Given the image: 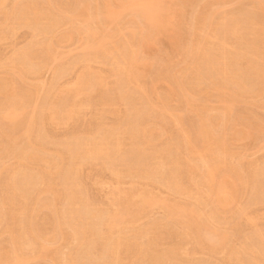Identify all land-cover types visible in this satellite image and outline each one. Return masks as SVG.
Instances as JSON below:
<instances>
[{"label": "rangeland", "instance_id": "rangeland-1", "mask_svg": "<svg viewBox=\"0 0 264 264\" xmlns=\"http://www.w3.org/2000/svg\"><path fill=\"white\" fill-rule=\"evenodd\" d=\"M105 1L106 0H52V1L51 0H0V7H1L0 8V64H1L0 65V90H1L0 94H2V95H0V152H1L0 153V175H1L0 176V198H2V199H0L1 200L0 203L5 204L3 206V208H2L3 204L2 205L0 204V206H1L0 207V224H1L0 225V257L2 255H4V253H6L12 247V244H10V242L13 243V239H16L18 237L17 241H16L17 246L20 245L18 243V241L21 243L20 237H19L20 235H23L24 238L28 237V236H29V238L32 237L31 239L27 238L28 241L30 240L27 244H26L27 240L25 238V240H26L25 244L26 245H24V248H26V249L20 248L21 252H23V253L26 252L24 255L29 256V254H30V256H32V258L30 257L31 258L30 264H42V263L43 264H64L65 263L64 261L69 260L68 258H71L70 261H72V262L76 261L77 264H80V263L91 264L92 262H93L92 264H95V263L97 264V262H98V264H99V262L100 263L102 262V264H109L111 262L110 264H113L114 260H111L112 256H111V258L110 257L108 258V256H110V255L105 250L106 246H107V245L105 246V244H107V243L109 244L110 242H113L117 238H118L117 240L121 239V241L124 243V246L119 249L120 250L119 255H118L119 260L117 259L118 260L117 262L114 261L115 264H124V263L125 264H133V263L134 264H140V263L141 264L142 263L148 264V262H150V264H152L150 261L151 257L146 256V251L149 252L148 256H150V255H152L151 254L152 250H153L154 254H155V251H158L159 254H164L167 252L172 254V252L178 251L176 254L173 253L172 257H171V254H169L170 258L168 260H166L167 262H164L165 264H176V262L177 263L180 262V264L181 263L182 264H234V263L237 264V262L239 263V261H240V263L242 262L241 264H243V263L247 264L250 260H253V257H255V256H257V258H259L260 256L262 257V254H260V253L263 252V249H264L263 248L264 247V243H263L264 240L261 241L260 238L262 236L261 237H259V236H260V233H263L262 235H264V231H263L264 230V198H263L264 197V186H263L264 180L259 178V180L262 182L259 181L260 184L258 183L259 184V187H258V185L257 186L255 185L258 182L257 181L258 179H255V181H257V182H254V178H255L254 175H255L256 169H259V166H260V168L264 167V131H263L264 130V128H263L264 127V82H262V80L261 81L259 80L260 82L263 83V84L259 85L258 83H260V82L258 80H257L258 82L256 81V79L258 78V73H259L258 70L260 69V68L258 69V67H261L262 71L264 69V60H262L263 61V63H262V61H261L262 57H260L261 58L260 59L257 56V58H259L261 62H259L258 59H256V61L261 63V66L259 63L254 61L255 57H254V54L252 53V50L250 49L251 48L250 45L253 44L256 47L262 46V48L264 46V45H262V43H264V15H263L264 14V8H263L264 7L263 6L264 0H257V1L256 0H254V1L253 0H236V1L235 0H223V1L222 0H173L170 2L171 3L170 9L176 8L174 10H175V13L178 12L177 13L178 16L180 15L179 19L183 18V19H181V21L179 20V23H181L180 26L182 25V27L178 26L180 32H182L181 34L179 32V35H178L179 39H178V37L175 38V36H176L175 33L173 35L172 32H170L171 34L168 32L169 34H166V38H165V35L161 36V38L159 37L157 42H156L157 44L155 43L154 44L155 46L153 45L151 47L152 49L147 48V49H144V51H142L141 46L140 47H138V45L136 46V44H138V41L140 40L139 38H141L143 35L148 36L147 34L149 32L148 31L149 29L147 27H144V24L142 25L143 27H141L142 22H144L140 19L141 17H139L137 14H133V16H135V17H132V13L126 11L122 14H117L115 17L113 16L114 18H112V19L110 17H108V19H104L105 18L104 17L105 16V8L104 7L107 5V4H104V3H106ZM113 1L116 2V4H118V1H116V0H110V3ZM259 1L261 3L262 2L263 3L261 4ZM81 3L83 4L84 7H86V10H85L86 12L83 13V11H84L83 10L81 14L79 11H78V13H75L79 8L82 7ZM111 4H113L112 7L116 6V4H114V3H111ZM55 5H58V6H55ZM241 6L244 8H242ZM113 8L115 9V7H113ZM31 9H32V11H31ZM82 9H79V10H82ZM23 10H24V12H22ZM35 10H37L36 16L38 15V17H35V13H36ZM10 11H12V12H10ZM33 12H34V14H33ZM38 12H40V13L38 14ZM209 13L211 15H208ZM28 14L32 17L31 18H30V16L28 17ZM200 14H201V17L209 16V18L211 19V23H212L211 25H212L214 30L219 25L220 26H221V24L223 25V23H226L230 19H234L235 22L238 21V23H240V22L244 23V24H242V25H244V27L243 26L241 27V31L244 30V32H242L240 34L242 37L245 34L244 35L245 40H243L244 42L241 41L242 42L241 43V42L237 41L236 38L232 36V34L226 35L225 41H227L228 45L224 48V53H223V51H220L221 47H219V49H218L217 45L219 43V40L217 41V39H215L216 37H212L211 39H209L208 40L209 42H207L208 44L205 43V45H210V46L212 45L210 50H212L211 53L213 54L212 55L213 61H215L218 58L217 61L218 60H220V61L226 60L228 63L229 59L234 58V55H235L234 59H236V60L238 59L237 60L238 63H236L237 61L234 59H233V61L230 60L231 62H235V65H234L235 67L233 68V69H235L234 73L236 72L235 74L239 75V77L241 79H243V82H242L243 84H248L250 86V85L257 82L256 83V84H258L257 86H256V84H254L255 86L252 85L253 88H252V86L250 87V88H252L251 90H253V93L250 90V88H249V91L248 90L247 91L241 90L238 92L236 90L238 92L237 93L236 91H233L234 87H233L232 82H228L227 83L228 85L223 84L222 80L217 78V75L215 72L216 67H217L216 64H215V68H214L215 70L212 68L208 69L212 74L209 71L206 72V70H205V72H203V75L205 74L204 75L205 77H202V81H201V79L196 80L195 75H197V69H195V67H197L198 66L197 64H200V63H198L199 61L198 62L196 61L195 67L193 66L192 62H194L195 60L191 59L192 55L190 54V48H191V45H193V43H194L193 40H195V38L197 37L196 36L197 34L195 32V27L197 25V22H198L197 19H198V16ZM202 14H203V16H202ZM39 15L42 17L40 18ZM78 15H81V16H78ZM99 15H100V17H99ZM33 16H34V18H33ZM73 16H74V18H73ZM88 16H89V18H88ZM119 16H122V17H119ZM20 18L21 19L23 18L25 20H23V19L21 20ZM85 18H87V19H85ZM38 19H39V21H38ZM223 20H225V21H223ZM29 21H31V22H29ZM20 22H21V24H20ZM250 22L252 23V25ZM250 25H251V27H250ZM192 26H193V29H192ZM52 27H53V29H52ZM188 28H189V30H188ZM141 29L144 30L145 32L143 31V33H142ZM202 29L203 28H201V30ZM218 31L217 30L215 31L216 34H218L217 33ZM248 31H250V34ZM88 32L92 33L94 35V38H92L93 35L88 34ZM204 32L205 31L203 30L202 34ZM100 33H101V35H100ZM133 33L136 35V37H133V36H135ZM3 35L4 36L6 35V36L4 37ZM139 35H141V37ZM168 35H170L171 37L170 36L168 37ZM89 36L90 37L92 36L90 38L91 40L88 38ZM105 36H106V38H104ZM198 36H201L200 32H199ZM261 37H262V39H261ZM97 38L98 39L103 38V40L102 39L97 40ZM135 39H136V41H135ZM89 40H90V42H89ZM176 40H179L180 42L176 41ZM184 40H185V42H184ZM94 41H96V42H94ZM169 41H171V42L169 43ZM172 41H174V42H172ZM190 41H192V42H190ZM86 42L91 44V46H87ZM98 42H101V44L103 43V45H101ZM234 42H236V43L234 44ZM173 43H176V47H174L175 44H173ZM243 43H244V46H243ZM98 45L99 46L101 45L102 47L99 48ZM177 45H179V46L177 47ZM229 45L230 46L233 45V46L230 47ZM133 46H136L138 51L141 50L140 52H138L140 54L139 56H143L146 58H147L146 54H148V56H150L147 58L150 61L149 64L147 65L149 68L147 66H141L140 67L141 71H138V73L140 72L141 74L139 73L138 78H136L137 79V81H135L136 83H134L131 80L126 79L125 78L126 75L124 76L123 73L114 74L112 71V68H111L112 65H115L114 63H116V62H118L116 64H119V63L123 64L124 63V61H123L124 54H129V52H130L129 50L131 48L133 49ZM210 46H208V47H210ZM249 46H250V48H246ZM113 47H114V49H113ZM120 47H122V49ZM128 47H131V48L128 50L129 52L127 51L128 52L127 53L126 50ZM170 47H171V49H170ZM187 47L189 48V50L187 49ZM178 48H179V50L177 51ZM212 48L214 49V51ZM230 48H232V49H230ZM237 48H239L240 50L242 49L243 52L245 51L244 52L245 55H243L244 53L242 54L243 57L240 55L239 56L237 55V54H239L238 52H235V51L239 50V49L237 50ZM262 48H260V49H262ZM34 49H35V51H34ZM102 49H104V50H102ZM132 49H131V51H132ZM137 49L135 51L136 53H137ZM185 49H186V51H185ZM260 49H259V56H261V54L263 52V50H262V52L260 54V51H261ZM41 50H43V51H41ZM106 50H107V52H106ZM148 50H150V51H148ZM181 50L183 53L181 52ZM179 51H180V53H179ZM187 51H188V53H187ZM153 52H155L154 55H153ZM100 53H101V55H100ZM167 53H169V54H167ZM221 53H223V55L229 54V55H232L233 57H231V56L224 57ZM235 53H237V54H235ZM161 54H162V56H161ZM20 55H23L24 57H22ZM120 55H122V58ZM167 55H168V57H167ZM169 55L171 56L172 60L169 58L170 57ZM18 56L20 57V59L23 58V59H21V61H19L20 60L19 59L18 60L19 62L16 61V59H18ZM105 56H106V59L103 60L102 58H104ZM222 56L224 59L221 58ZM246 56H249V57H246ZM251 56H253V57H251ZM156 57H158V58H156ZM159 57H160V60H159ZM25 58H27V60ZM192 58H194V56ZM84 59H85V61H84ZM153 59H157L156 60L157 62L153 61ZM162 59H164L165 63L163 62ZM240 60H242V61L240 62ZM95 61H96V63H95ZM217 61H215V63ZM152 62H154V63H152ZM155 62L157 64H155ZM253 63L259 64L258 67H257V65H254L255 68L257 67L256 68L257 74L255 73V75H257V76H255L253 74V72L251 71L253 69V66L251 67L250 65H253ZM153 64H154V66H153ZM165 64H167V65H165ZM169 64H170V66H169ZM176 64H177V66H176ZM178 64H180L181 66ZM29 65L34 66V67L30 68L31 70H29L28 68L31 67ZM26 66L27 67L29 66V67L27 68ZM250 68H252V69L250 70ZM171 70H173V71H171ZM185 70H186V72H185ZM240 70H242V74H241ZM17 71H19V72H17ZM55 72H57V73H55ZM60 74H62V75H60ZM121 74L124 76L125 79L123 77H120V76H122ZM212 75H214V76L216 75L215 78ZM172 76H175V77H172ZM176 76L177 77L180 76V78L176 79L177 78ZM4 77H6V78H4ZM164 77H166V79ZM254 77H256V79ZM97 78L102 81L100 83V85H99V82H97V81H99V80H97ZM167 78H169L171 80H169ZM190 78H192V79H190ZM252 78H253V83L251 82ZM58 79H61V80L58 81ZM217 79H219V80H217ZM123 80H125V82H123ZM138 80L140 83L138 82ZM164 80H166V81L164 83L162 82L163 85L160 84V81H164ZM174 80H177V81H175V83H174ZM178 80H180V81L178 82ZM158 81H159V84H158ZM119 82H120V84H119ZM121 82H122V84H121ZM126 82H128V83H126ZM218 82H220V83H218ZM8 83H9V85H8ZM178 83H180V84H178ZM137 84H138V86H137ZM168 84L169 85L173 84V85L169 86ZM174 84H176L177 86ZM5 85L10 86L9 92L6 90ZM78 85H80V86H78ZM122 85L125 87V89L123 88ZM219 85L220 86H222V85L227 86V88H226L227 93H225V88H224V95L226 96V98L224 97L223 92L219 93V91L217 89H215L216 86H219ZM248 85H247V87H249ZM139 86H142L143 88H141V89H144V90L147 88L145 91L146 94H144V90L136 89L137 87L140 88ZM166 86H168L170 90L173 89L175 92L174 93L172 92V94H175V95H172L171 93H169L170 90ZM154 87L157 88V91ZM59 88H60V90H59ZM61 88H63V89H61ZM70 88H72V89H70ZM180 88H181V90H180ZM16 89L18 91H16ZM122 89H124L125 92H123L124 90L121 91ZM149 89H150V91H149ZM152 89H153V91H155L154 94H153V91H151ZM75 90H77L78 92ZM139 90L142 91L141 92L142 94H140ZM167 90H169V91H167ZM186 91H187V93L190 92L189 94H187V96H186ZM15 93H16V95H15ZM155 93H158L157 97H156ZM167 93H169L170 95H167ZM118 94H119V96H118ZM125 94L127 96H125ZM122 95L124 96V98H122L123 97ZM143 95H145V96H143ZM232 95H237L239 99L236 98L234 101L235 103L234 102L232 103L233 106L231 105L228 108L227 106H225L224 104L221 103V100L224 99L225 101L227 100V102H228L229 98H231ZM26 98L28 99V101ZM50 98H52V99H50ZM126 98H128V99H126ZM8 99H10V100H8ZM129 99H131V100H129ZM128 100L131 103H129ZM113 101H115V104H113L114 103ZM24 102H25V105H24ZM60 103H61V105H63V107L69 106L68 103H70V104L73 103L74 104L73 106H76V105L77 106L74 108H73V106L71 107V110L74 111L71 113L72 114L71 116L68 117L67 114H63V116L61 115L62 117L60 116L59 120L57 121L59 123H57V122H56L57 124L56 123H54V124L50 123L48 118L51 116L53 111L57 110V108H59V107H62L60 105ZM126 105H127V107H126ZM142 106L143 107L145 106V107L142 108ZM138 107H139V109H138ZM138 110H139V114H138ZM140 110H141V113H140ZM145 110L147 111L146 113H145ZM79 111H81V112H79ZM142 111H144V112L142 113ZM9 112L11 114L13 113L12 115H14V113H15V115H17L15 120L12 121L10 119L9 116L11 114ZM18 112H19V114H18ZM77 112H79L80 114L79 113L77 114ZM5 113L7 114V116L9 114L10 115L7 117ZM74 113H76L77 115H74ZM125 115H127V116H125ZM4 116H6V117H4ZM70 117H72V118H70ZM154 117L156 120L154 119ZM233 117H235V118H233ZM42 118L45 119L44 125L42 124V122L40 120ZM60 118H62V119H60ZM31 119L34 121H32ZM46 119H47V121H46ZM180 119H181V121H180ZM205 119H206V121H205ZM39 121H40L41 126L39 125ZM176 121L177 122L179 121V123H175ZM208 121H209V124L211 123L210 124L211 127H213L212 124H214V126H216V128L214 127L215 129L212 128V130H214L212 138H211L212 141H211V139H205L204 140L203 137L199 134V133H201L200 129H202V128H200L201 125L203 127V125L208 123ZM45 122H46V124H45ZM127 123H129V124L127 125ZM209 124L204 125V126H209ZM243 125H245V127H243ZM262 125H263V127H262ZM43 126H45V127H43ZM247 126L249 127V129H245V130H248V132L251 129V127L253 126L252 127L253 129H251L249 132L250 135H248L247 131H245V132L241 131L240 132L241 128H243V130H244V128H248ZM29 127L32 128V129H30L31 131L28 133L29 135L31 134L30 135L31 138L27 137L28 136L27 132L29 131L28 130ZM129 127H131V128H129ZM132 127H133V129H132ZM260 127H262V128H260ZM43 128H44V131L41 130ZM114 128L116 130H114ZM163 128H165L166 130ZM129 130H130V133H135V136L130 137V133H128ZM144 131H146L145 132L146 136L148 135L149 138L151 137L150 139L146 138L144 136ZM150 131H151V133L153 131V133H152L153 135L150 133ZM238 131L240 134L238 133ZM113 132L121 133V134L123 133V137H122L123 143L121 142L122 147L120 149L122 154L120 153V157H122V159L125 161H122L119 156H118L119 159H116L117 161H114V160L111 161V159H109V158L107 159L106 156L105 157L103 156L101 158H98V160L96 159L97 161L93 160L94 162L92 160H90V161L85 160L82 162L81 158L79 156H76L78 159L75 160L74 158H72L73 157L72 154H69L70 152H68V150H66L68 148L70 150L72 148V150H73V147L75 148L77 146L78 141L75 140L76 137H78L79 140H80V138H83V139L91 138L92 139L91 141L97 142L98 139L105 138V137L109 136L110 134H112ZM165 132H166V134H165ZM242 132H244L245 135L241 134ZM40 133L43 134L44 136L46 133V136L44 137V139H46V140L42 139L43 135H40ZM66 135H67V137H66ZM73 135L75 137L72 139ZM99 135H100V137H98ZM199 135H200V137H199ZM17 136H18V138H17ZM37 136L41 137V140H43V142H39L40 138H38ZM184 136H185L186 142H185ZM245 136H247V137H245ZM46 137H48V140ZM65 137H66V139H65ZM236 137H237V139H236ZM62 139H64V140H62ZM93 139H95V140H93ZM137 139H139V140H137ZM144 139L145 140L149 139V140L145 141ZM182 139L184 140V142ZM213 139H215V140H213ZM208 140L211 141V143ZM221 140H222V144H224V142L226 144L225 150L227 149V151H230L229 153L232 154L234 157V159H233L231 157V155H230V157L228 155L229 158H227L226 157L227 154H226L225 155V158H227L226 160L230 159V161H226L228 164L225 162L226 165L224 164V162H222L224 156L221 157V162L225 165V167L226 168L230 167L228 169L229 171L225 167H223L224 165L220 162V159L218 157L217 151H218L219 147L221 146L220 147V150H221V148L224 146V145H220L221 142H219V141H221ZM203 142H205V144H203ZM214 142H217V144L215 143L216 144L215 145ZM75 143H76V145L74 146ZM58 144H59V146H58ZM68 144L72 145L73 147L72 146L69 147L70 146L69 145L68 148L67 147L64 148V146H66ZM190 144H192V146H194L195 148L194 147L191 148ZM209 144L212 146L211 151H208V150H210ZM207 145H209L208 146L209 148L206 149ZM136 147H137V149H136ZM170 147H171V149H170ZM18 148H19V150H18ZM168 148H169V151L172 150L173 148H175L174 150H172L174 152L176 151L174 153V155H173V152L170 151L171 152V154H170V152L167 151ZM30 149L31 150L35 149V153H37L36 151H39L40 154L38 152L39 157L36 158L37 160L35 159V161H29V163H28L27 160L23 161L22 156L25 153H27V150L29 151ZM132 149H133V151H131ZM165 149H166V151H165ZM192 149H193V151H192ZM179 151H180V153H179ZM187 151H189L188 158H187V154H186V153H188ZM227 151H226V153H227ZM45 152H46V154H45ZM136 152L139 153L138 156H137ZM160 152H162V153L165 152L168 154H165V153L162 154ZM212 152L213 153L215 152V153L213 154ZM32 153H34V150L32 151ZM81 153H82V151L80 150V154ZM145 153H146V155L144 156ZM203 153H204V156L206 155L208 158H210V161L206 156L205 157L203 156L202 158L199 157V155H203ZM54 154H55V156H54ZM124 154L126 155L127 159H125ZM132 154H134V155L131 158L130 155L132 156ZM41 155H42V157H41ZM140 155H143L142 158H147L148 156L152 157L151 155L159 156V157L156 156L158 159L163 158L161 156H164V155L165 156L170 155L171 158L173 156V159H171V160L179 158L178 159L179 164H180V161H182L180 164L181 168H182L181 171L182 170L186 171L185 170V168H187L186 164H185V162H187L186 160L190 159L188 162H190L191 160L192 161L194 160V161H196L195 163L198 166L197 175L199 174V176L195 175L198 183L200 181H203L204 176L207 173L206 167H204V168L200 167L201 166L200 162L205 160L204 162H206V161L208 163L210 162V165H211V163L213 162L212 161L213 159L215 160V163H217L216 159H219L217 161L220 162V164H222V165H218V167H222L223 169H219L220 171H217V173L219 174V175L216 174L217 176L215 175L217 178V181H221L225 178L226 181L228 179V183L235 182L238 179V177H240L239 175L243 174L244 176L242 175L240 178H242L245 181V183L243 184L244 186L243 185L242 186L237 185V187H239L238 188L239 190L236 189L239 191V192L236 191V195L238 197H235V200L229 206L230 208L228 207V209L224 208V210H221L222 207H220L217 209L216 207H214V204H212L209 201L210 199H207V197H203L205 192H206L205 190L207 189L206 187H204V184L200 182L198 184L199 186L196 187V189H198V191H195V187L192 184L189 185L190 182L186 179V176L184 175L185 174L184 171L180 172L182 174L181 175V177H182L181 181L184 183L185 188H187V190H184L185 188L183 187V192L184 191L185 192L183 194L180 193L178 195H176V194L174 195V193H172L166 187L164 188L163 185H161L159 183L158 180H159L160 176L159 177L157 176L156 182L155 181H148V180H145L143 178H140V176H138V173L134 172L136 170L135 166L137 165V161L142 159V158L139 159V157H141ZM184 155H185V157H184ZM155 156H153V158L149 157V163H150V161L154 162V163L152 162V165L150 164L151 167L154 166L156 164V162L158 161V159L155 158ZM165 156H164V158H165ZM189 156H193V157L189 158ZM19 157H20V159H19ZM58 158H60V159H58ZM169 158L166 157L165 159L168 160ZM240 158H241V160H240ZM104 159H105V161H104ZM134 159H137V161H135ZM200 159H202V160L200 161ZM55 160H56V162H55ZM78 160H79V162H78ZM99 160H101V161H99ZM108 160H110V162H112V163H110ZM237 160L240 163H238ZM57 161H58V163H57ZM87 161H89V162H87ZM133 161L136 163V165L134 164ZM236 161H237V164H236ZM71 162H72V164H71ZM114 162L117 165V166H115V168L113 166ZM204 162H202V165L203 164L206 165ZM78 163L79 164L82 163L80 165V169L78 172L81 174V176H79V177H81L80 179H81L83 186H82V190L80 189L81 195L79 194L80 190L76 189V191L78 190L77 191L78 193L76 194V197L78 196L77 197L78 199L76 201L77 202L76 206L78 205V201H79V204L81 205V206L79 205V207H81V208L79 209V207H78V209L79 210L84 209V210H82L84 212H82V211L80 212V213H84V214H80V217L83 215L82 219H79V221H77V222H76V220H74L75 222L73 221L74 222L73 223L72 222L73 219H71L72 217L70 216V210L68 209L71 206H69L68 200H66L67 196H66V191H64L65 187L62 188L61 186H64V184H62V183L67 178H69V177L66 178V176L70 175V172L72 171L71 169L78 166ZM118 163H120V165H122V166L118 165ZM183 163L185 165V168L183 167L184 166ZM232 163H233V165H232ZM106 164H108V165L106 166ZM131 164H132V166L135 165L134 169H132L133 167H131ZM198 164H200V165H198ZM242 164H243V166H242ZM250 164H251V166H250ZM228 165H232V166L237 165L238 167L236 166V168H239V167L242 168L243 170L242 169L241 170L243 172L239 168V171H241L242 174H240V172L238 170L237 171L239 173L238 172L233 173V172H236L235 171L236 169H234L235 167L233 168L234 169V171H233L231 168L232 166H228ZM97 166H98V168H97ZM102 166H103V168H102ZM128 166L130 167V169L133 172L128 168ZM22 167H23V169H22ZM55 167H57V168H55ZM117 167L119 168V170H121L119 172H121L123 174V175L121 174L122 178L119 179L120 181L118 179H116V177H114L113 173H111L112 172L111 169H116L118 171ZM45 168H47L48 171L51 170V172H52L51 176L53 175V173H54V175L52 177L49 175L47 176L45 174V172H47L46 171L47 169H45ZM52 169L53 170L56 169V170L53 171ZM21 170L22 171L27 170V173L29 172L30 175H32L31 176L32 179H34V180L31 182V181L26 180V178L22 179L19 176L21 173ZM231 170H232V173H230ZM18 171H20V172H18ZM14 173H16V174H14ZM167 173H168V171L166 172V174ZM67 174H69V175H67ZM125 174H126L127 178L124 176ZM227 174H229V175H227ZM230 174H232L233 176ZM14 175H17L15 177L16 181L12 177ZM34 175L36 176L37 180L40 178V180H38L36 185H34L35 181H36ZM234 175H236V176H234ZM262 175L264 176V174H262ZM38 176H39V178H37ZM137 176L142 180H139ZM19 177L21 178V181L26 180V181H23L24 183L22 182V184L24 186H26L29 182L31 183V184L27 185V190L29 187L31 188V189L29 188V191H27L24 187H22V188H24L23 190H25L23 192V194H26V195H23V198H21L19 196H16V197L12 196V193H13L12 184L14 182H17V179ZM197 177H200V180H198L199 178H197ZM19 179H18V181H19ZM12 180H13V183H12ZM183 180H186L188 182L187 183L188 185L186 184V181H183ZM118 181L121 182L122 184L121 183L119 184ZM146 181L152 182V183H148ZM26 182H28V183H26ZM41 182L43 184L46 183V184H50L53 187L54 186L56 187V188L55 187L53 188V190L55 189V192L57 193V195L54 196L55 198L52 195H46V194L42 195L44 188H46L45 187L46 184H44L45 186H43V184ZM236 182H239V181L237 180ZM247 182H249V183L246 186ZM31 185H34L35 187H33V186L31 187ZM254 185L256 187H258V189L260 188L258 191H261V192H258V194H255L253 192L254 190H251L253 188L252 186H254ZM83 187H84V189H83ZM87 187H88V189H87ZM200 188H202V189H200ZM199 189H200V191H199ZM85 190H86V194H88V196H86V197H84L86 194L82 193V191L85 192ZM117 190L120 192H118ZM133 190L138 192V193H139V191H141L143 193H147L148 195H150L152 197H156L155 198L156 200H162V201H167V202H174L175 201L178 204L181 203V205L185 204L186 206L184 205V207L186 209H188L190 207L188 209L189 211L194 209L195 211H197L201 214H202V212H203V214L205 213L204 214L205 216L208 214H211L213 212L215 222L213 221V224H211V225H216L218 223L215 227H217V229L221 228L218 230L219 231L218 238H219L220 234L222 235L225 232L226 238H225V240H223L224 243L221 242V244H220L219 242L222 240H220V238H219L220 241L218 242V239L215 237L217 239V242L220 244L219 245L220 247L217 246V248H216L217 250L214 251V249L210 248L209 246L214 244L216 242V239H213V237L208 235V233H204V234H205V236L208 235L206 237L209 239H207V241L205 242V240H206V237H205V240H202L201 243H199L200 242L199 239H203L204 236H203V238L198 239L196 236L194 238V236L192 237L189 234H184L185 233V231H184L185 227L182 226V228H181L180 227L181 224L180 223L178 224L176 222V224H178V228H179V230H178L177 225L174 222H170V219L166 217V208L162 204H156L154 206L151 205L149 207L146 206V210H145V206H144V208L140 207L139 211L135 212L136 215H134L133 210H135V209H130L131 208L130 206H132L131 205L132 202H131V204H129V202L126 204V202H125L121 205V203L123 201L127 200L126 199V200H123L121 202L122 197L124 196L123 193L128 194ZM202 190H204V192ZM58 192H59V194H58ZM82 194H85V195H82ZM147 194H144V195H147ZM117 195H119V196L123 195V196L120 199V197H118ZM37 196H39V197L37 198ZM80 196H83V197H81L83 199H81ZM173 196H175V197H173ZM11 197H14V201L12 202V206H11L10 202H9L10 204L7 203L8 202L7 199H9V198L11 199ZM92 197H93V199H92ZM139 198L141 199V197H139ZM236 198H237V200H236ZM252 198L257 203L255 201L253 202ZM50 199L52 201L54 200L57 202V203L54 202V204H53V205H55L54 209H51V208L45 206V203L47 204L51 201ZM86 199L88 201L90 200V202H86L87 201ZM198 199L199 200L201 199L203 202L201 203V200L198 201ZM41 200L43 203L40 202ZM84 200H86V201H84ZM96 200H98V201H96ZM205 201H206V203H205ZM186 202H187V204H186ZM37 203L39 206L37 205ZM59 203H61V204H59ZM40 204L42 206H40ZM84 204H85L84 207L86 208L87 212H86L85 208L83 207ZM22 205H23V207H22ZM89 205L95 206V207H93V206L91 207L94 212L92 211V209L90 208ZM123 205H125V206L127 205L129 209L127 208V206L125 207ZM157 205H159V206H157ZM122 206H123V208L125 207V211H126L125 213H124V209H122ZM245 206H246V208H245ZM100 207H101V210L99 209ZM126 208H127V210H126ZM241 208H245L247 215H249L248 217L251 218L250 222L248 221L249 223H247V221H244V220L239 221L240 216H238V212L241 210ZM209 209H210V211H209ZM219 209H220V211H219ZM88 210H90V211L88 212ZM128 210L131 213V214L129 213V215H128V212H129ZM141 210L142 211L145 210V212L143 211L141 213L140 212ZM114 211H115V213H114ZM121 211L124 215L123 216L124 219L122 217L119 219V217H118L117 221H119V220L121 221V219H122V222H121L122 224H120V221H119V222H117L118 225L116 228L115 227H114V229L109 228V226L107 225L108 224L107 222L109 221V219L112 216H114V214L116 215L118 213H121ZM132 212H133V216H132ZM96 213L100 215L101 219L103 216V219H102L103 222L99 218H98L99 220L97 218L95 220V218L93 216H95L94 214H96ZM137 213H139L138 214L139 216H137ZM10 214H11V216H10ZM97 214H96V217H97ZM66 215L68 218L66 217ZM126 215H128V216L125 217ZM136 216H137V218L139 217L137 220H136ZM23 218H24V220H21ZM63 218H66L67 220L69 219L68 222H71V223H68ZM104 218L107 221H105ZM84 219H86V220L88 219V220L85 221ZM4 220H5V222H4ZM123 220H125V221H123ZM60 221H62V222H60ZM93 221H95V223ZM66 222L68 223L67 226L64 225V224H66ZM90 223L91 224L93 223V224L91 225ZM174 224H175V226H174ZM79 225H80V228H81V226L87 227V229L85 227H84L85 229L83 228L84 229L83 232H85V231H87V232H85V234L83 232H81V233H83V234H81V236L78 234L77 229H76V227L78 228ZM218 225H220V226H218ZM10 227H12V228H10ZM60 227H61V229H60ZM88 227H90V229H88ZM23 228L26 230H24ZM40 228H41V230H40ZM92 228L95 230L94 231L91 230ZM96 228H97V230L101 231V236L99 235V237H98V233H100V232H98L96 230ZM214 228H212V229L215 230ZM30 229H32L34 237H33V235L31 236L32 233H30V234L28 233V232H31ZM58 229H59V232H58ZM159 229H161V230H159ZM256 229L258 230V232L261 230L259 233V236L258 235L256 236L257 231L254 232V230H256ZM34 230H35L36 235L34 233ZM102 230L104 231L103 232L104 234H102ZM72 231L77 233L76 234L77 236L75 234H73ZM95 231L97 234L94 233ZM145 231H147V232L145 233ZM24 232H27V234H29V235L27 236V234H26V236H25ZM106 232H107V234H106ZM22 233H24V234H22ZM91 233H93L94 235H92ZM248 233L251 235H249ZM108 234H110V235H108ZM9 235H10V237H9ZM53 235L54 236L57 235V236L54 237ZM83 235H84V237H83ZM104 235H105V237H104ZM134 235L136 237H134ZM186 235H189V236H186ZM23 236H21V237H23ZM245 236L246 237L249 236V237L246 238ZM254 236L257 238H255ZM13 237H15V238H13ZM103 237L106 239H104ZM129 237L132 239H129ZM253 237H254V239H250ZM258 237H259L261 242L258 240ZM8 238L10 239V241L8 240ZM39 238L42 239V241H40L41 243L39 242ZM48 238H49V240H48ZM54 238H55V240H53ZM101 238H103L104 240H102ZM210 238H211V240H210ZM126 239H129V240H126ZM231 239L233 242L231 241ZM255 239H256V242H257V240L259 242L253 244L252 241L254 240L253 242H255ZM31 240L33 243L31 242ZM43 240H44V242L46 240L45 244L49 242L48 244L51 245V246H49L48 244H46L49 246V249H51L50 252L46 256H45V253H42L44 256H42V254L40 253V247L42 246ZM51 240H52V243H51ZM125 240H126V243L124 242ZM89 241H90V243L88 244ZM129 241H130V243H129ZM138 241L140 244L138 243ZM144 241H146V242H144ZM248 241H251V244L255 248H256V246H258V249L256 248L257 250H255L256 252L254 251L255 248L253 249V253L246 249V248H251V250H252V248H253V247H249V245H251V244H247ZM30 242H31V244H30ZM74 242H75V244H74ZM157 242H158V244H157ZM128 243L130 246L127 245ZM45 244H43V245H45ZM70 244H71V247H70ZM81 244H83V245H81ZM87 244H88V247H87ZM180 244L182 246H179ZM256 244H258V245H256ZM27 245H30V247H31V245H33L32 249H30ZM94 245H96V248ZM102 245H104V246H102ZM126 245H127V247H126ZM140 245H141V247H140ZM223 245H225V246H223ZM89 246H91V247H89ZM92 246H94V247H92ZM156 246H157V248H156ZM244 246L246 248H244ZM259 246L262 247L263 249H261ZM177 247H179V248H177ZM144 248H145V250H144ZM146 248H148V249H146ZM242 248L246 249V251H247V253H249V255ZM82 249L85 251L87 250V251L85 252ZM140 249L142 251V254L145 253L144 256H146L145 257L146 259L144 258V256L140 255L141 254ZM173 249H175V250H173ZM3 250H5V251H3ZM99 250H102L104 252L99 251ZM238 250H239V252H238ZM150 251H151V253H150ZM1 252H2V255H1ZM28 252H29V254H28ZM139 252H140V254H139ZM226 252H228V253H226ZM84 253H85V255H84ZM254 253H255V255L253 256L252 254H254ZM256 253L260 254L259 257H258V255H256ZM59 255L62 257H60ZM69 255H70V257H69ZM104 255H107V256H104ZM55 256H56V258H55ZM102 256H103V258H102ZM231 256H232V258H230ZM224 258H225V260H224ZM236 258H239V261ZM51 259H52V261H51ZM107 259H110V261H108ZM197 259H198V261H196ZM106 260L108 263H105ZM144 260H145V262H144ZM258 260H260L262 262V263L259 262V264L260 263L264 264V260H261L260 258ZM40 261H42V262H40ZM70 261H68V262H70ZM103 261H105V262H103ZM50 262H52V263H50ZM164 263H162V264H164ZM249 263H251V262H249Z\"/></svg>", "mask_w": 264, "mask_h": 264}, {"label": "bare ground", "instance_id": "bare-ground-1", "mask_svg": "<svg viewBox=\"0 0 264 264\" xmlns=\"http://www.w3.org/2000/svg\"><path fill=\"white\" fill-rule=\"evenodd\" d=\"M52 1V0H51ZM116 1H118V4H116V2H111V3H114V4H116V6H113V7H115V9L112 7V5L113 4H111L110 3V0H106L105 2L106 3H104V4H107L104 8H105V18L104 19H108V17H110L111 19L112 18H114L117 14H122V13H124V12H126V11H128V12H130V13H132V17H135V16H133V14H137L139 17H141L140 19L142 20V21H144V22H142V24H141V27H143L142 25L144 24V27H147L149 30V32H148V36H145V35H143L142 37H141V35H139L141 38H139L140 40L138 41V44H136V46L138 45V47H140L141 46V49H142V51H144V49H149V48H151L156 42H157V40H158V38L160 37L161 38V36H164L165 35V38H166V34H169L170 32H172V34L174 35V33H175V38H177L178 37V35H179V32H180V30H179V27L178 26H180V24L181 23H179V20L181 21V19H183V18H181V19H179L180 18V15L178 16V12H176L175 13V10L174 9H176V8H171L170 9V7H171V1H173V0H116ZM223 1V0H222ZM236 1V0H235ZM254 1V0H253ZM257 1V0H256ZM97 2V1H96ZM175 2V1H174ZM209 2V1H208ZM239 2V1H238ZM260 2V1H259ZM2 3V2H1ZM52 3V2H51ZM83 3V2H82ZM81 3V4H82ZM88 3V2H87ZM92 3V2H91ZM173 3V2H172ZM261 3V2H260ZM263 3V2H262ZM261 3V4H262ZM36 4V3H35ZM86 4V3H85ZM90 4V3H89ZM198 4V3H197ZM23 5V4H22ZM38 5V4H37ZM202 5V4H201ZM212 5V4H211ZM25 6V5H24ZM33 6V5H32ZM55 6H58V5H55ZM82 6V7H81ZM80 7L81 8H79V9H82V10H77L75 13H78V11L80 12V14L82 13V11H83V13L84 12H86L85 10H86V7H84L83 6V4L81 5ZM87 6V5H86ZM89 6V5H88ZM102 6V5H101ZM118 6V7H117ZM214 6V5H213ZM219 6V5H218ZM243 6V5H242ZM241 6V7H242ZM264 6V5H263ZM17 7V6H16ZM92 7V6H91ZM90 7V8H91ZM210 7V6H209ZM1 8V7H0ZM23 8V7H22ZM85 8V9H84ZM93 8V7H92ZM101 8V7H100ZM103 8V9H104ZM217 8V7H216ZM242 8H244V7H242ZM258 8V7H257ZM264 8V7H263ZM24 9V8H23ZM49 9V8H48ZM204 9V8H203ZM13 10V9H12ZM29 10V9H28ZM90 10V9H89ZM118 10V11H117ZM205 10V9H204ZM203 10V11H204ZM4 11V10H3ZM26 11V10H25ZM31 11H32V9H31ZM37 10H35V12H36ZM46 11V10H45ZM123 11V12H122ZM178 11V10H177ZM197 11V10H196ZM210 11V10H209ZM10 12H12V11H10ZM21 12V11H20ZM22 12H24V10L22 11ZM43 12V11H42ZM90 12V11H89ZM99 12V11H98ZM199 12V11H198ZM207 12V11H206ZM248 12V11H247ZM246 12V13H247ZM4 13V12H3ZM16 13V12H15ZM40 12H38V14H39ZM73 13V12H72ZM191 13V12H190ZM195 13V12H194ZM12 14V13H11ZM23 14V13H22ZM30 14V13H29ZM28 14V17L31 15H29ZM33 14H34V12H33ZM36 14H37V12L35 13V17H38V15L36 16ZM46 14V13H45ZM250 14V13H249ZM73 15V14H72ZM75 15V14H74ZM85 15V14H84ZM136 15V16H137ZM208 15H211L210 13L208 14ZM264 15V14H263ZM70 16V15H69ZM78 16H81V15H78ZM114 16V17H113ZM190 16V15H189ZM193 16V15H192ZM202 16H203V14H202ZM228 16V15H227ZM237 16V15H236ZM32 16H30V18H31ZM39 17L41 18L42 16H40L39 15ZM92 17V16H91ZM99 17H100V15H99ZM119 17H122V16H119ZM194 17V16H193ZM238 17V16H237ZM4 18V17H3ZM25 18V17H24ZM27 18V17H26ZM29 18V19H30ZM33 18H34V16H33ZM39 18V19H40ZM73 18H74V16H73ZM88 18H89V16H88ZM103 18V17H102ZM212 18V17H211ZM21 19V18H20ZM23 19V18H22ZM21 19V20H22ZM39 19H38V21H39ZM85 19H87V18H85ZM93 19V18H92ZM117 19V18H116ZM221 19V18H220ZM253 19V18H252ZM251 19V20H252ZM23 20H25V19H23ZM41 20V19H40ZM74 20V19H73ZM89 20V19H88ZM87 20V21H88ZM110 20V19H109ZM198 22H197V25H196V27H195V32H196V38H195V40H193L194 41V43H193V45H191V48H190V54L192 55V57L194 56V58H192L191 57V59H194L195 61L194 62H192V64H193V66L195 67V62L197 61H199L198 63H200V64H197L198 66L197 67H195V69H197V75H195L196 76V80H200L201 79V81H202V77H205L204 75H203V72H205V70H206V72H208L209 70V68L211 69H214L215 68V64H216V66L218 67H216V75H217V78H219V79H221L222 80V83L223 84H226V85H228L227 83L228 82H232V84H233V87H234V90L233 91H241V90H245V91H249V88L252 86V85H254V84H256L259 80L261 81L262 80V82H264V69H263V71L261 70L262 68L261 67H258L259 66V64H260V66H261V63H259V62H261L262 60H264V46H263V48H262V46H255V45H253V44H251L250 46H251V48H250V46L249 47H246V48H250L251 50H252V53L254 54V57H255V59H254V61H256V59H258V61L259 62H257V63H259V64H254L253 63V65H250L251 67L253 66V69L255 68L254 67V65H257V67H258V78L256 79V77H254L255 79H256V83H254V84H252V85H248V84H243L242 82H243V79H241L240 77H239V75H236L235 73H234V70L235 69H233L235 66V62H231V61H233V59L235 58V55H234V58H231V59H229V62L227 63V61L226 60H218L217 61V59L215 60V61H217L216 63H215V61H213V54L211 53L212 52V50H210L211 49V46L210 45H205V43L206 44H208L207 42H209L208 40L209 39H211L212 37H216L215 39H217V41L219 40V43H218V45H217V47H218V49H219V47H221L220 48V51H223V53H224V48L228 45L227 44V41H225V36L226 35H228V34H232V36L233 37H235L236 38V40L237 41H239V42H244L243 40H245L244 39V35H243V37L240 35L242 32H244V30L243 31H241V27L243 26L244 27V25H242V24H244V23H242V22H240V23H238V21H236L235 22V20L234 19H230V20H228L226 23H223V25L221 24V26L219 25L215 30L213 29V27H212V23H211V19L209 18V16H206V17H201V14L198 16ZM234 20V21H233ZM241 20V19H240ZM50 21V20H49ZM137 21V20H136ZM223 21H225V20H223ZM222 21V22H223ZM248 21V20H247ZM29 22H31V21H29ZM73 22V21H72ZM115 22V21H114ZM25 23V22H24ZM40 23V22H39ZM100 23V22H99ZM189 23V22H188ZM251 23V22H250ZM249 23V24H250ZM20 24H21V22H20ZM42 24V23H41ZM85 24V23H84ZM190 24V23H189ZM262 24V23H261ZM34 25V24H33ZM36 25V24H35ZM59 25V24H58ZM104 25V24H103ZM106 25V24H105ZM114 25V24H113ZM130 25V24H129ZM146 25V26H145ZM246 25V24H245ZM251 25H252V23H251ZM251 25H250V27H251ZM2 26V25H1ZM5 26V25H4ZM7 26V25H6ZM24 26V25H23ZM45 26V25H44ZM49 26V25H48ZM47 26V27H48ZM133 26V25H132ZM140 26V25H139ZM249 26V25H248ZM259 26V25H258ZM46 27V28H47ZM180 27H182V25L180 26ZM189 27V26H188ZM247 27V26H246ZM38 28V27H37ZM36 28V29H37ZM92 28V27H91ZM104 28V27H103ZM134 28V27H133ZM201 28H203L202 30H201ZM19 29V28H18ZM27 29V28H26ZM33 29V28H32ZM52 29H53V27H52ZM90 29V28H89ZM192 29H193V26H192ZM142 30V29H141ZM188 30H189V28H188ZM201 30V31H200ZM203 30L205 31L203 34H202V32H203ZM218 31L217 33L218 34H216V32L215 31ZM35 31V30H34ZM37 31V30H36ZM43 31V30H42ZM46 31V30H45ZM44 31V32H45ZM88 31V30H87ZM100 31V30H99ZM110 31V30H109ZM143 31L144 30H142L141 32L143 33ZM147 31V30H146ZM207 31V32H206ZM263 31V30H262ZM40 32V31H39ZM51 32V31H50ZM91 32V31H90ZM90 32H88V34H90V35H93L92 33H90ZM97 32V31H96ZM112 32V31H111ZM145 32V31H144ZM169 32V33H168ZM199 32L201 33V36H198L199 35ZM209 32V33H208ZM249 32V34H250V31H248ZM35 33V32H34ZM65 33V32H64ZM98 33V32H97ZM113 33V32H112ZM138 33V32H137ZM182 32H180V34H181ZM7 34V33H6ZM111 34V33H110ZM134 34V33H133ZM171 34V33H170ZM248 34V35H249ZM259 34V33H258ZM100 35H101V33H100ZM135 35V34H134ZM185 35V34H184ZM205 35V36H204ZM247 35V34H246ZM4 36V35H3ZM6 36V35H5ZM4 36V37H5ZM37 36V35H36ZM170 35H168V37H169ZM218 36V37H217ZM224 38H222V37ZM251 36V35H250ZM65 37V36H64ZM92 37V36H91ZM90 36L88 37L89 39L91 38ZM133 37H136V35L135 36H133ZM171 37V36H170ZM182 37V36H181ZM185 37V36H184ZM232 37V38H233ZM87 38V39H88ZM92 38H94V35H93V37ZM104 38H106V36L104 37ZM163 38V37H162ZM62 39V38H61ZM86 39V40H87ZM103 40V38H97V40ZM132 39V38H131ZM138 39V38H137ZM169 39V38H168ZM173 39V38H172ZM178 39H179V37H178ZM261 39H262V37H261ZM41 40V39H40ZM91 40V39H90ZM90 40H89V42H90ZM170 40V39H169ZM257 40V39H256ZM114 41V40H113ZM135 41H136V39H135ZM176 41H179V40H176ZM236 41V42H237ZM93 42V41H92ZM94 42H96V41H94ZM103 42V41H102ZM171 41H169V43H170ZM172 42H174V41H172ZM180 42V41H179ZM184 42H185V40H184ZM190 42H192V41H190ZM230 42V41H229ZM228 42V43H229ZM236 42H234V44L236 43ZM241 42V43H242ZM85 43V42H84ZM87 43V42H86ZM98 43H100L101 44V42H98ZM140 43V44H139ZM159 43V42H158ZM259 43V42H258ZM31 44V43H30ZM94 44V43H93ZM92 44V45H93ZM125 44V43H124ZM135 44V43H134ZM133 44V45H134ZM157 44V43H156ZM173 44H175V46L173 45ZM172 45L174 46V47H176V43H173ZM230 44V43H229ZM240 44V43H239ZM250 44V43H249ZM101 45H103V43L101 44ZM99 46L98 45V47L99 48H101L102 46ZM160 45V44H159ZM171 45V44H170ZM180 45V44H179ZM179 45H177V47L179 46ZM257 45V44H256ZM259 45V44H258ZM262 45H264V43H262ZM87 46H91V44H89V43H87ZM120 46V45H119ZM127 46V45H126ZM131 46V45H130ZM136 46H133V49L131 48V47H128L127 48V50H126V52L131 48L132 49V51H131V49L128 51L129 52V54H124V59H123V61H124V63L122 64V63H119V64H116V63H118V62H116V63H114L115 65H112V71H113V73L114 74H117V73H123L124 74V76H125V78L126 79H128V80H131V81H133L134 83H136L135 81H137V79L136 78H138V76H139V73H138V71H141V66H147L148 64H149V59H147L148 57H150V56H148V54H146V56H147V58L146 57H143V56H139L140 54L138 53V52H140V51H138V49L136 48ZM155 46V45H154ZM182 46V45H181ZM208 46H210V47H208ZM230 46V45H229ZM233 46V45H232ZM232 46H230V47H232ZM237 46V45H236ZM243 46H244V43H243ZM215 47V46H214ZM22 48V47H21ZM108 48V47H107ZM121 49H122V47H120ZM137 49V53L135 52L136 51V49ZM164 48V47H163ZM180 48V47H179ZM179 48L177 49V51L179 50ZM234 48V47H233ZM258 48V49H257ZM260 48H262V49H260ZM47 49V48H46ZM49 49V48H48ZM89 49V48H88ZM113 49H114V47H113ZM152 49V48H151ZM155 49V48H154ZM170 49H171V47H170ZM187 49L189 50V48L187 47ZM213 49V48H212ZM230 49H232V48H230ZM239 48H237V50H238ZM259 49L261 50L260 51V54H261V52H262V50H263V52H262V54H261V56H259ZM101 50V49H100ZM102 50H104V49H102ZM108 50V49H107ZM107 50H106V52H107ZM116 50V49H115ZM114 50V51H115ZM124 50V49H123ZM169 50V49H168ZM174 50V49H173ZM235 50V49H234ZM247 50V49H246ZM258 50V51H257ZM34 51H35V49H34ZM41 51H43V50H41ZM125 51V50H124ZM148 51H150V50H148ZM176 51V52H177ZM185 51H186V49H185ZM213 51H214V49H213ZM248 51V50H247ZM250 51V50H249ZM19 52V51H18ZM127 52V53H128ZM146 52V51H145ZM173 52V51H172ZM171 52V53H172ZM181 52H182V50H181ZM233 52V51H232ZM235 52H238L239 54H237V53H235V54H237L238 56L240 55V56H242L243 57V55H245V51L243 52L242 51V49L240 50H238V51H235ZM23 53V52H22ZM35 53V52H34ZM51 53V52H50ZM103 53V52H102ZM110 53V52H109ZM120 53V52H119ZM154 53L155 52H153V55H154ZM170 53V54H171ZM179 53H180V51H179ZM183 53V52H182ZM187 53H188V51H187ZM223 53H221L222 55H223ZM228 53V52H227ZM244 53V54H243ZM43 54V53H42ZM113 54V53H112ZM151 54V53H150ZM167 54H169V53H167ZM243 54V55H242ZM250 54V53H249ZM14 55V54H13ZM25 55V54H24ZM44 55V54H43ZM52 55V54H51ZM100 55H101V53H100ZM103 55V54H102ZM111 55V54H110ZM115 55V54H114ZM113 55V56H114ZM143 55V54H142ZM152 55V56H153ZM173 55V54H172ZM252 55V54H251ZM20 56H22V57H24L23 55H20ZM42 56V55H41ZM92 56V55H91ZM96 56V55H95ZM116 56V55H115ZM121 56V58H122V55H120ZM161 56H162V54H161ZM170 56V55H169ZM190 56V55H189ZM224 57H226V56H231V57H233L232 55H223ZM223 56L221 57V58H223ZM257 56L260 58V57H262V59H261V61H260V59L259 58H257ZM9 57V56H8ZM43 57V56H42ZM94 57V56H93ZM141 57V58H140ZM167 57H168V55H167ZM184 57V56H183ZM188 57V56H187ZM246 57H249V56H246ZM251 57H253V56H251ZM97 58V57H96ZM153 58V57H152ZM156 58H158V57H156ZM164 58V57H163ZM170 59H171V56L169 57ZM173 58V57H172ZM175 58V57H174ZM229 58V57H228ZM227 58V59H228ZM14 59V58H13ZM20 59V57L18 56V59H16V61H18ZM21 59H23V58H21ZM21 59L19 60V61H21ZM26 60H27V58H25ZM78 59V58H77ZM92 59V58H91ZM103 60L104 59H106V56L104 57V58H102ZM115 59V58H114ZM167 59V58H166ZM169 59V60H170ZM224 59V58H223ZM31 60V59H30ZM34 60V59H33ZM36 60V59H35ZM42 60V59H41ZM83 60V59H82ZM93 60V59H92ZM121 60V59H120ZM151 60V59H150ZM157 59H153V61H156ZM159 60H160V57H159ZM163 60V62H164V59H162ZM172 60V59H171ZM231 60V61H230ZM234 60H236V59H234ZM238 60V59H237ZM236 60V61H237ZM18 61V62H19ZM25 61V60H24ZM84 61H85V59H84ZM101 61V60H100ZM167 61V60H166ZM180 61V60H179ZM242 60H240V62H241ZM12 62V61H11ZM30 62V61H29ZM99 62V61H98ZM106 62V61H105ZM157 62V61H156ZM155 62V64H157ZM176 62V61H175ZM190 62V61H189ZM231 62V63H230ZM24 63V62H23ZM35 63V62H34ZM95 63H96V61H95ZM152 63H154V62H152ZM165 63V62H164ZM172 63V62H171ZM185 63V62H184ZM187 63V62H186ZM236 63H238V61L236 62ZM250 63V62H249ZM262 63H263V61H262ZM18 64V63H17ZM36 64V63H35ZM87 64V63H86ZM151 64V63H150ZM159 64V63H158ZM174 64V63H173ZM172 64V65H173ZM191 64V63H190ZM251 64V63H250ZM1 65V64H0ZM7 65V64H6ZM24 65V64H23ZM80 65V64H79ZM100 65V64H99ZM102 65V64H101ZM106 65V64H105ZM165 65H167V64H165ZM178 65H180V64H178ZM25 66V65H24ZM29 66H31V65H29ZM28 66V67H29ZM107 66V65H106ZM151 66V65H150ZM153 66H154V64H153ZM160 66V65H159ZM169 66H170V64H169ZM175 66V65H174ZM176 66H177V64H176ZM181 66V65H180ZM183 66V65H182ZM27 67V66H26ZM27 67V68H28ZM32 67H34V66H31V67H29L28 69L29 70H31L30 68H32ZM108 67V66H107ZM148 67V66H147ZM256 67V68H257ZM82 68V67H81ZM110 68V69H111ZM149 68V67H148ZM177 68V67H176ZM252 69V68H250V70L253 72V74L255 75V73L257 74V69ZM147 69V68H146ZM153 69V68H152ZM171 69V68H170ZM194 69V68H193ZM247 69V68H246ZM14 70V69H13ZM71 70V69H70ZM158 70V69H157ZM156 70V71H157ZM164 70V69H163ZM181 70V69H180ZM215 70V69H214ZM237 70V69H236ZM171 71H173V70H171ZM241 71V74H242V70H240ZM256 71V72H255ZM17 72H19V71H17ZM152 72V71H151ZM183 72V71H182ZM185 72H186V70H185ZM210 72V71H209ZM55 73H57V72H55ZM82 73V72H81ZM211 73V72H210ZM214 73V72H213ZM93 74V73H92ZM141 74V73H140ZM208 74V73H207ZM212 74V73H211ZM240 74V73H239ZM55 75V74H54ZM60 75H62V74H60ZM83 75V74H82ZM122 75V74H121ZM155 75V74H154ZM182 75V74H181ZM215 75V76H216ZM93 76V75H92ZM120 76V75H119ZM118 76V77H119ZM124 76L122 75V76H120V77H123L124 78ZM141 76V75H140ZM148 76V75H147ZM158 76V75H157ZM168 76V75H167ZM183 76V75H182ZM212 76H214V75H212ZM215 76H214V78H215ZM255 76H257V75H255ZM91 77V76H90ZM117 77V76H116ZM172 77H175V76H172ZM177 77V76H176ZM4 78H6V77H4ZM60 78V77H59ZM94 78V77H93ZM122 78V79H123ZM124 78V79H125ZM165 79H166V77H164ZM171 78V77H170ZM178 78H180V76L179 77H177L176 79H178ZM243 78V77H242ZM8 79V78H7ZM26 79V78H25ZM167 79H169V78H167ZM188 79V78H187ZM190 79H192V78H190ZM211 79V78H210ZM219 79H217V80H219ZM3 80V79H2ZM22 80V79H21ZM59 80H61V79H58V81ZM97 80H99V81H97V82H99V85H100V83L102 82L100 79H98L97 78ZM169 80H171V79H169ZM173 80V79H172ZM220 80V81H221ZM141 81V80H140ZM157 81V80H156ZM166 80H164V81H160V84H162V82L164 83ZM175 81H177V80H174V83H175ZM180 80H178V82H179ZM190 81V80H189ZM192 81V80H191ZM250 81V80H249ZM259 81V82H260ZM15 82V81H14ZM24 82V81H23ZM123 82H125V80H123ZM138 82H139V80H138ZM143 82V81H142ZM206 82V81H205ZM217 82V81H216ZM251 82L253 83V78H252V80H251ZM262 82H260V83H258L259 85L260 84H263ZM83 83V82H82ZM126 83H128V82H126ZM130 83V82H129ZM140 83V82H139ZM155 83V82H154ZM185 83V82H184ZM218 83H220V82H218ZM119 84H120V82H119ZM121 84H122V82H121ZM133 84V83H132ZM158 84H159V81H158ZM170 84V83H169ZM168 84V85H169ZM178 84H180V83H178ZM195 84V83H194ZM230 84V83H229ZM258 84H256V86L258 85ZM8 85H9V83H8ZM6 86V90L9 92L10 91V86ZM127 85V84H126ZM136 85V84H135ZM163 85V84H162ZM173 85V84H172ZM172 85H169V86H172ZM174 85H176V84H174ZM198 85V84H197ZM224 86V85H222V86H216V88L215 89H217L218 91H219V93L220 92H223V95H224V88H225V93H227L226 91V88H227V86ZM247 85L249 86V87H247ZM62 86V85H61ZM77 86V85H76ZM78 86H80V85H78ZM106 86V85H105ZM116 86V85H115ZM114 86V87H115ZM121 86V85H120ZM119 86V87H120ZM123 86V85H122ZM137 86H138V84H137ZM146 86V85H145ZM177 86V85H176ZM183 86V85H182ZM192 86V85H191ZM255 86V85H254ZM127 87V86H126ZM140 88H136V89H141V88H143L142 86H139ZM147 87V86H146ZM145 87V88H146ZM166 87H168V86H166ZM181 87V86H180ZM189 87V86H188ZM193 87V86H192ZM236 87V88H235ZM14 88V87H13ZM24 88V87H23ZM75 88V87H74ZM104 88V87H103ZM109 88V87H108ZM123 88L125 89V87L123 86ZM129 88V87H128ZM151 88V87H150ZM153 88V87H152ZM155 88V87H154ZM175 88V87H174ZM186 88V87H185ZM195 88V87H194ZM207 88V87H206ZM252 88H253V86H252ZM252 88H250V90L252 89ZM61 89H63V88H61ZM70 89H72V88H70ZM121 89V88H120ZM124 89H122L121 91H123ZM147 89V88H146ZM146 89L144 90V89H141V90H144V94H146L145 93V91H146ZM156 89V91H157V88H155ZM154 89V90H155ZM168 89H169V87H168ZM192 89V88H191ZM23 90V89H22ZM59 90H60V88H59ZM69 90V89H68ZM170 90V89H169ZM169 90H167V91H169ZM180 90H181V88H180ZM195 90V89H194ZM260 90V89H259ZM16 91H18L17 89H16ZM67 91V90H66ZM75 91H77V90H75ZM90 91V90H89ZM104 91V90H103ZM132 91V90H131ZM140 91V90H139ZM149 91H150V89H149ZM151 91H153V89L151 90ZM236 91V92H237ZM252 91V93H253V90H251ZM262 91V90H261ZM0 92H1V90H0ZM78 92V91H77ZM123 92H125V90L123 91ZM130 92V91H129ZM142 91H140V94H142L141 93ZM154 92L155 91H153V94H154ZM172 92L174 93L175 91L173 90V89H171L170 91H169V93H171L172 94ZM231 92V91H230ZM229 92V93H230ZM237 92V93H238ZM85 93V92H84ZM111 93V92H110ZM169 93H167V95H170ZM190 93V92H189ZM189 93H187V91H186V96H187V94H189ZM248 93V92H247ZM255 93V92H254ZM262 93V92H261ZM4 94V93H3ZM13 94V93H12ZM60 94V93H59ZM77 94V93H76ZM82 94V93H81ZM124 94V93H123ZM127 94V93H126ZM125 94V96H127ZM152 94V95H153ZM192 94V93H191ZM199 94V93H198ZM235 94V93H234ZM256 94V93H255ZM263 94V93H262ZM0 95H2V94H0ZM14 95V94H13ZM15 95H16V93H15ZM24 95V94H23ZM90 95V94H89ZM155 95H156V97H157V95H158V93H155ZM166 95V96H167ZM172 95H175V94H172ZM238 95V94H237ZM237 95H232L231 96V98H229V101L227 102V100L225 101L224 99H222L221 100V103L222 104H224L225 106H227L228 108L232 105V103L235 101V99L236 98H238V96ZM118 96H119V94H118ZM123 96V95H122ZM129 96V95H128ZM140 96V95H139ZM143 96H145V95H143ZM154 96V95H153ZM8 97V96H7ZM59 97V96H58ZM69 97V96H68ZM224 97L226 98V96L224 95ZM257 97V96H256ZM3 98V97H2ZM20 98V97H19ZM18 98V99H19ZM61 98V97H60ZM75 98V97H74ZM122 98H124V96L122 97ZM132 98V97H131ZM191 98V97H190ZM252 98V97H251ZM27 99V98H26ZM46 99V98H45ZM50 99H52V98H50ZM64 99V98H63ZM67 99V98H66ZM126 99H128V98H126ZM142 99V98H141ZM144 99V98H143ZM198 99V98H197ZM239 99V98H238ZM8 100H10V99H8ZM22 100V99H21ZM112 100V99H111ZM121 100V99H120ZM123 100V99H122ZM129 100H131V99H129ZM129 100H128V102H129ZM193 100V99H192ZM202 100V99H201ZM245 100V99H244ZM24 101V100H23ZM22 101V102H23ZM27 101H28V99H27ZM61 101V100H60ZM72 101V100H71ZM74 101V100H73ZM98 101V100H97ZM126 101V100H125ZM146 101V100H145ZM11 102V101H10ZM103 102V101H102ZM114 103L113 104H115V101H113ZM133 102V101H132ZM190 102V101H189ZM188 102V103H189ZM16 103V102H15ZM38 103V102H37ZM57 103V102H56ZM67 103V102H66ZM101 103V102H100ZM129 103H131V102H129ZM159 103V102H158ZM235 103V102H234ZM69 104V106H64L63 107V105H61V103H60V105L62 106V107H59V108H57V110H55V111H53L52 112V114H51V116L48 118V120L50 121V123H56L58 120H59V117L62 115L63 116V114H67L68 115V117L69 116H71L72 114V112H74V111H72L71 110V107L74 105L73 103L72 104H70V103H68ZM67 104V105H68ZM79 104V103H78ZM108 104V103H107ZM121 104V103H120ZM166 104V103H165ZM253 104V103H252ZM24 105H25V102H24ZM65 105V104H64ZM101 105V104H100ZM163 105V104H162ZM77 106V105H76ZM76 106H73V108L74 107H76ZM107 106V105H106ZM136 106V105H135ZM141 106V105H140ZM156 106V105H155ZM233 106V105H232ZM111 107V106H110ZM126 107H127V105H126ZM145 107V106H144ZM143 106H142V108H144ZM221 107V106H220ZM224 107V106H223ZM3 108V107H2ZM16 108V107H15ZM56 108V107H55ZM65 108V109H64ZM102 108V107H101ZM104 108V107H103ZM115 108V107H114ZM113 108V109H114ZM135 108V107H134ZM201 108V107H200ZM7 109V108H6ZM14 109V108H13ZM20 109V108H19ZM111 109V108H110ZM133 109V108H132ZM138 109H139V107H138ZM224 109V108H223ZM22 110V109H21ZM54 110V109H53ZM115 110V109H114ZM205 110V109H204ZM207 110V109H206ZM16 111V110H15ZM14 111V112H15ZM78 111V110H77ZM197 111V110H196ZM226 111V110H225ZM20 112V111H19ZM19 112H18V114H19ZM51 112V111H50ZM76 112V111H75ZM79 112H81V111H79ZM79 112H77V114L79 113ZM109 112V111H108ZM144 111H142V113H143ZM147 111L145 110V113H146ZM149 112V111H148ZM10 113V112H9ZM8 113V114H9ZM22 113V112H21ZM44 113V112H43ZM120 113V112H119ZM140 113H141V110H140ZM206 113V112H205ZM227 113V112H226ZM6 114V113H5ZM11 114V113H10ZM9 114V115H10ZM13 114V113H12ZM8 115L9 117H10V119L13 121V120H15L16 119V117H17V115H15V113H14V115ZM17 114V113H16ZM76 113H74V115H77ZM80 114V113H79ZM129 114V113H128ZM138 114H139V110H138ZM162 114V113H161ZM198 114V113H197ZM202 114V113H201ZM208 114V113H207ZM73 115V116H74ZM137 115V114H136ZM157 115V114H156ZM224 115V114H223ZM222 115V116H223ZM6 116H7V114H6ZM6 116H4V117H6ZM7 116V117H8ZM61 116V117H62ZM65 116V115H64ZM125 116H127V115H125ZM225 116V115H224ZM32 117V116H31ZM48 117V116H47ZM116 117V116H115ZM159 117V116H158ZM208 117V116H207ZM244 117V116H243ZM20 118V117H19ZM40 118V117H39ZM65 118V117H64ZM70 118H72V117H70ZM104 118V117H103ZM118 118V117H117ZM120 118V117H119ZM139 118V117H138ZM157 118V117H156ZM167 118V117H166ZM210 118V117H209ZM233 118H235V117H233ZM60 119H62V118H60ZM154 119H155V117H154ZM200 119V118H199ZM204 119V118H203ZM32 120V119H31ZM41 120V122H42V124L44 125V121H45V119L44 118H42V119H40ZM67 120V119H66ZM156 120V119H155ZM177 120V119H176ZM229 120V119H228ZM243 120V119H242ZM32 121H34V120H32ZM46 121H47V119H46ZM48 121V122H49ZM61 121V120H60ZM180 121H181V119H180ZM205 121H206V119H205ZM217 121V120H216ZM124 122V121H123ZM215 122V121H214ZM236 122V121H235ZM243 122V121H242ZM12 123V122H11ZM57 123H59V122H57ZM56 123V124H57ZM62 123V122H61ZM97 123V122H96ZM125 123V122H124ZM155 123V122H154ZM175 123H179V121L177 122H175ZM238 123V122H237ZM32 124V123H31ZM45 124H46V122H45ZM98 124V123H97ZM129 123H127V125H128ZM182 124V123H181ZM207 124H209V121H208V123H206V124H204V125H207ZM211 124V123H210ZM209 124V126H204L203 125V127H202V125H201V127L200 128H202V129H200L201 130V133H199L202 137H203V139L205 140V139H211L212 138V135H213V131L214 130H212V128H216V126H214V124H212V126L213 127H211V125ZM232 124V123H231ZM34 125V124H33ZM39 125H40V121H39ZM52 125V124H51ZM131 125V124H130ZM184 125V124H183ZM254 125V124H253ZM41 126V125H40ZM97 126V125H96ZM99 126V125H98ZM126 126V125H125ZM134 126V125H133ZM219 126V125H218ZM43 127H45V126H43ZM135 127V126H134ZM226 127V126H225ZM236 127V126H235ZM243 127H245V125H243ZM248 127V126H247ZM253 127V126H252ZM251 127V129H253ZM262 127H263V125H262ZM262 127H260V128H262ZM16 128V127H15ZM99 128V127H98ZM129 128H131V127H129ZM153 128V127H152ZM168 128V127H167ZM214 128V129H215ZM255 128V127H254ZM264 128V127H263ZM28 129V128H27ZM30 129H32V128H30L29 127V131L27 132V134L31 131ZM93 129V128H92ZM122 129V128H121ZM132 129H133V127H132ZM135 129V128H134ZM142 129V128H141ZM163 129H165V128H163ZM225 129V128H224ZM242 129V130H241ZM240 129V132L241 131H247V133H248V135H250L249 134V132H250V130H249V132H248V130H245V129H249V127L248 128H244V130H243V128H241ZM258 129V128H257ZM41 130H43L44 131V128L43 129H41ZM114 130H116L115 128H114ZM166 130V129H165ZM183 130V129H182ZM39 131V130H38ZM42 131V132H43ZM92 131V130H91ZM132 131V130H131ZM135 131V130H134ZM147 131V130H146ZM146 131H144V136L146 137V138H149V136L147 135L146 136ZM226 131V130H225ZM264 131V130H263ZM40 132V131H39ZM41 132V133H42ZM137 132V131H136ZM244 132H242L241 134H243V135H245V133ZM40 133V135H43V134H41ZM50 133V132H49ZM86 133V132H85ZM105 133V132H104ZM128 133H130V130L128 131ZM150 133H151V131H150ZM152 133H153V131H152ZM151 133V134H152ZM215 133V132H214ZM228 133V132H227ZM238 133H239V131H238ZM2 134V133H1ZM91 134V133H90ZM95 134V133H94ZM101 134V133H100ZM165 134H166V132H165ZM216 134V133H215ZM240 134V133H239ZM238 134V135H239ZM31 135V134H30ZM30 135L28 134V136L27 137H29V138H31L30 137ZM38 135V134H37ZM52 135V134H51ZM71 135V134H70ZM102 135V134H101ZM108 135V134H107ZM150 135V134H149ZM153 135V134H152ZM151 135V136H152ZM161 135V134H160ZM188 135V134H187ZM200 135H199V137H200ZM224 135V134H223ZM247 135V134H246ZM45 136H46V133H45ZM44 135H43V137H42V139H44V137H45ZM84 136V135H83ZM133 136H135V133H130V137H133ZM180 136V135H179ZM228 136V135H227ZM231 136V135H230ZM2 137V136H1ZM26 137V136H25ZM38 138H40L39 139V142H43V140H41V137H39V136H37ZM53 137V136H52ZM66 137H67V135H66ZM66 137H65V139H66ZM75 136L73 135V137H72V139L74 138ZM91 137V136H90ZM98 137H100V135L98 136ZM122 137H123V133L121 134V133H116V132H113L112 134H110L109 136H107V137H105V138H100V139H98L97 140V142H95V141H91L92 139L91 138H87V139H83V138H80V140H79V138L78 137H76L75 138V140L76 141H78L77 142V146L74 148L72 145H70V144H68V145H66V146H64V148H68V146L69 147H73V150H72V148H71V150L68 148V149H66V150H68V152H70L69 154H72V158H74L75 160L76 159H78L76 156H79L80 158H81V161L83 162V161H85V160H94V161H97L98 160V158H101V157H107V159L109 158V159H111V161L112 160H114V161H117L116 159H119L118 158V156L120 157V153H121V151H120V149H121V147H122ZM235 137V136H234ZM243 137V136H242ZM241 137V138H242ZM245 137H247V136H245ZM253 137V136H252ZM9 138V137H8ZM17 138H18V136H17ZM47 138V140H48V137H46ZM94 138V137H93ZM96 138V137H95ZM140 138V137H139ZM151 138V137H150ZM149 138V139H150ZM232 138V137H231ZM250 138V137H249ZM68 139V138H67ZM136 139V138H135ZM149 139H144L145 141H147V140H149ZM171 139V138H170ZM184 139H185V136H184ZM236 139H237V137H236ZM23 140V139H22ZM44 140H46V139H44ZM54 140V139H53ZM62 140H64V139H62ZM93 140H95V139H93ZM137 140H139V139H137ZM136 140V141H137ZM183 140V139H182ZM213 140H215V139H213ZM220 140V139H219ZM235 140V139H234ZM67 141V140H66ZM65 141V142H66ZM209 141V140H208ZM207 141V142H208ZM211 141H212V139H211ZM211 141H209L210 143H211ZM6 142V141H5ZM21 142V141H20ZM73 142V141H72ZM122 142V143H121ZM126 142V141H125ZM168 142V141H167ZM183 142H184V140H183ZM185 142H186V139H185ZM219 142H221L220 143V145H224L222 148H221V150H220V147H219V149H218V151H217V153H218V157H219V159H220V162H221V157L222 156H224L223 157V161L222 162H224V164L226 165V161H230V159H228V160H226L227 158H229L230 157V155H231V157L234 159V157H233V155L232 154H230L229 152L230 151H227V149L225 150V142H224V144H222V140L221 141H219ZM236 142V141H235ZM9 143V142H8ZM38 143V142H37ZM61 143V142H60ZM69 143V142H68ZM217 144V142H214V144ZM19 144V143H18ZM39 144V143H38ZM168 144V143H167ZM176 144V143H175ZM186 144V143H185ZM202 144V143H201ZM203 144H205V142H203ZM207 144V143H206ZM215 144V145H216ZM219 144V143H218ZM12 145V144H11ZM16 145V144H15ZM43 145V144H42ZM76 145V143L74 144V146ZM165 145V144H164ZM184 145V144H183ZM191 145V148H193L194 146H192V144H190ZM210 145V144H209ZM209 145H207V147H206V149L207 148H209L208 146ZM8 146V145H7ZM35 146V145H34ZM58 146H59V144H58ZM24 147V146H23ZM46 147V146H45ZM133 147V146H132ZM160 147V146H159ZM178 147V146H177ZM211 145H210V150H208V151H211ZM6 148V147H5ZM21 148V147H20ZM40 148V147H39ZM38 148V149H39ZM44 148V147H43ZM48 148V147H47ZM60 148V147H59ZM195 148V147H194ZM136 149H137V147H136ZM170 149H171V147H170ZM175 148H173L172 150H174ZM217 149V148H216ZM9 150V149H8ZM18 150H19V148H18ZM34 150V153H32V151ZM33 150H27V153H25L22 157H23V161H28V163H29V161H35V159L36 158H38L39 157V155H38V152L39 151H36L37 153H35V149H33ZM42 150V149H41ZM70 150V151H69ZM80 150L82 151V153L80 154ZM172 150H170L171 152H173V155H174V153L176 152H174V151H172ZM220 150V151H219ZM5 151V150H4ZM53 151V150H52ZM125 151V150H124ZM131 151H133V149L131 150ZM165 151H166V149H165ZM167 151H169V148H168V150ZM169 151V152H170ZM192 151H193V149H192ZM206 151V150H205ZM207 151V152H208ZM226 151H227V153H226ZM14 152V151H13ZM44 152V151H43ZM123 152V151H122ZM143 152V151H142ZM145 152V151H144ZM171 152H170V154H171ZM186 152V151H185ZM188 153H186L187 154V158H188V154H189V151H187ZM1 153V152H0ZM8 153V152H7ZM18 153V152H17ZM128 153V152H127ZM133 153V152H132ZM135 153V152H134ZM137 153V152H136ZM160 153H162V152H160ZM163 153H165V152H163ZM162 153V154H163ZM179 153H180V151H179ZM213 153V152H212ZM215 153V152H214ZM213 153V154H214ZM15 154V153H14ZM38 156H37V155ZM39 154H40V152H39ZM45 154H46V152H45ZM44 154V155H45ZM122 154V153H121ZM130 154V153H129ZM128 154V155H129ZM138 154L139 153H137V156H138ZM165 154H168V153H165ZM184 154V153H183ZM227 154V158H225V155ZM49 155V154H48ZM68 155V154H67ZM125 155V154H124ZM133 155L134 154H132V156L130 155V157L132 158L133 157ZM146 155V153L144 154V156ZM228 155H229V157H228ZM3 156V155H2ZM50 156V155H49ZM54 156H55V154H54ZM59 156V155H58ZM136 156V157H137ZM141 157H139V159L140 158H142V156L143 155H140ZM152 157H150V156H146L147 158H142V159H140L139 161H137V159H134L135 161H137V165H136V163L134 162V164L136 165H134L135 166V171L134 172H137L138 173V176H140V178H143V179H145V180H148V181H157L156 180V178H157V176L159 177V183L161 184V185H163V187L165 188H167V189H169L172 193H174V195L176 194V195H178V194H180V193H184L183 192V187L185 188V185H184V183L181 181L182 179V177H181V173L180 172H182V171H184V170H182L181 171V162L182 161H180V164H179V158L178 159H174V160H171V159H173V156H172V158H171V156L169 155V156H165V158L166 157H170L169 159L172 161H170L169 159L167 160V159H165L164 158V156H161V157H163V158H157V157H159V156H155V155H151ZM153 156H155V158H157L158 159V161L156 162V164L154 165V166H152L151 167V165H152V162L150 161V163H149V157L150 158H153ZM194 156V155H193ZM193 156H189V158L191 157H193ZM198 156V155H197ZM204 156V153H203V155H199V157L200 158H202ZM206 156V155H205ZM204 156V157H205ZM41 157H42V155H41ZM48 157V156H47ZM71 157V156H70ZM76 157V158H75ZM125 157V159H127L126 158V155L124 156ZM128 157V156H127ZM135 157V158H136ZM184 157H185V155H184ZM207 157V156H206ZM7 158V157H6ZM51 158V157H50ZM115 158V159H114ZM177 158V157H176ZM186 158V159H187ZM208 158V157H207ZM19 159H20V157H19ZM22 159V158H21ZM43 159V158H42ZM49 159V158H48ZM55 159V158H54ZM58 159H60V158H58ZM97 159V160H96ZM120 159L122 160V161H125V160H123L122 159V157H120ZM185 159V160H186ZM206 159V158H205ZM209 159V161H210V158H208ZM213 159V158H212ZM211 159V160H212ZM219 159H216V162L217 163H215V160L213 159L212 161V163H211V165H210V162L208 163L207 161V163L206 162H204V161H202V162H204L206 165H202V162H200V164H201V166L200 167H202V168H204V167H206V169H207V173H206V175L204 176V179H203V181H200L201 183H203L204 184V187H206L207 189L205 190L203 187V189L206 191L205 192V194H204V196L203 197H207V199H210L209 201L212 203V204H214V207H216L217 209L218 208H220V207H222V209L221 210H224V208L225 209H228V207L230 206V204H232V202L235 200V197H238L237 195H236V191H238L239 189V187H237V185H243L244 183H245V181L242 179V178H240L243 174L241 173V171L243 170L242 168H240V170L241 171H239V168H236V166H232L233 165V163H232V165H228V166H232L231 168H232V170L234 171V169H236L235 171L236 172H233V173H237L238 171L240 172V174H242V175H239L240 177H238V181L240 182H231V183H228V179H227V181H226V179L224 178L223 180H221V181H217V178H216V174H218L217 173V171H220L219 169H223L222 167H218V165H222V164H220V162H218L217 160H219ZM37 160V159H36ZM66 160V159H65ZM133 160V159H132ZM151 160V159H150ZM167 160V161H166ZM190 160V159H189ZM189 160H186L187 162H185V164H186V167L187 168H185V165H184V163H183V167L185 168V170L186 171H184V175L186 176V179L190 182L189 183V185L190 184H192L194 187H195V191H198V189H196V187H198L199 185V183L197 182V179H196V176L195 175H197V171H198V166H197V164L195 163L196 161H190V162H188ZM202 159H200V161H201ZM240 160H241V158H240ZM73 161V160H72ZM80 161V162H81ZM89 161H87V162H89ZM91 161V162H92ZM93 161V162H94ZM99 161H101V160H99ZM104 161H105V159H104ZM109 162H110V160H108ZM131 161V160H130ZM238 161V160H237ZM237 161H236V164H237ZM17 162V161H16ZM43 162V161H42ZM53 162V161H52ZM55 162H56V160H55ZM68 162V161H67ZM78 162H79V160H78ZM121 162V161H120ZM184 162V161H183ZM193 162V163H192ZM226 162V163H225ZM253 162V161H252ZM25 163V162H24ZM38 163V162H37ZM44 163V162H43ZM42 163V164H43ZM48 163V162H47ZM57 163H58V161H57ZM70 163V162H69ZM74 163V162H73ZM85 163V162H84ZM83 163V164H84ZM108 163V162H107ZM110 163H112V162H110ZM124 163V162H123ZM129 163V162H128ZM127 163V164H128ZM154 163V162H153ZM214 163V164H213ZM238 163H240L239 161H238ZM63 164V163H62ZM71 164H72V162H71ZM75 164V163H74ZM82 163H78V166H76V167H74L73 169H71L72 171L70 172V175L69 174H67V175H69V176H66V178L67 177H69V178H65L66 180L62 183V184H64V186H61L62 188L63 187H65L64 189V191H66V196H67V199L66 200H68V204H69V206H71L70 208H68L69 210H70V216L72 217H70L71 219H73L72 220V222L74 221V220H76V222L77 221H79V219H82V217H83V215L80 217V214H84V213H80L82 210H84V209H82V210H79L81 207H79V201H78V205L76 206V204H77V197H76V194L78 193L77 191L78 190H82V182H81V177H79V176H81V174L78 172L79 171V169H80V165H81ZM115 164V162L113 163V166H114V168H115V166H117L116 164ZM126 164V165H127ZM133 164V163H132ZM132 164H131V167H133L132 169H134V166H132ZM151 164V165H150ZM194 164V165H193ZM196 164V165H195ZM200 164H198V165H200ZM223 164V165H224ZM228 164V163H227ZM19 165V164H18ZM54 165V164H53ZM58 165V164H57ZM108 164H106V166H107ZM118 165H120V163H118ZM129 165V164H128ZM225 165L223 166V167H225ZM259 165V164H258ZM24 166V165H23ZM46 166V165H45ZM55 166V165H54ZM111 166V165H110ZM120 166H122V165H120ZM197 166V167H196ZM242 166H243V164H242ZM250 166H251V164H250ZM95 167V166H94ZM235 167V168H234ZM238 167V166H237ZM246 167V166H245ZM6 168V167H5ZM38 168V167H37ZM55 168H57V167H55ZM87 168V167H86ZM97 168H98V166H97ZM102 168H103V166H102ZM118 168V167H117ZM128 168L130 169V167L128 166ZM138 168V169H137ZM226 168V167H225ZM230 167H228V168H226L227 170L229 169ZM234 168V169H233ZM258 168V167H257ZM21 169V168H20ZM22 169H23V167H22ZM32 169V168H31ZM45 169H47V168H45ZM84 169V168H83ZM205 169V170H206ZM218 169V170H217ZM53 170V169H52ZM56 170V169H55ZM55 170H53V171H55ZM112 170V172L111 173H113V175H114V177H116V179H120V178H122V176H121V172H119V171H121V170H119V168H118V171L116 170V169H111ZM131 170V169H130ZM140 172H138V171ZM168 171V173L166 174V172ZM204 170V169H203ZM225 170V169H224ZM232 170H231V172L230 173H232ZM238 170V171H237ZM245 170V169H244ZM248 170V169H247ZM264 167H262V168H260V166H259V169H256V171H255V178H254V182H257L255 185L257 186L258 185V187H259V178H261V179H263L264 180V176L262 175V174H264ZM6 171V170H5ZM30 171V170H29ZM37 171V170H36ZM47 172H45V174L48 176H51V174H52V172H51V170L50 171H48V169L46 170ZM61 171V170H60ZM69 171V170H68ZM67 171V172H68ZM128 171V170H127ZM132 171V170H131ZM229 171V170H228ZM263 171V172H262ZM18 172H20V171H18ZM31 172V171H30ZM38 172V171H37ZM62 172V171H61ZM93 172V171H92ZM105 172V171H104ZM125 172V171H124ZM133 172V171H132ZM165 172V173H164ZM238 172V173H239ZM243 172V171H242ZM69 173V172H68ZM129 173V172H128ZM131 173V172H130ZM228 173V172H227ZM14 174H16V173H14ZM65 174V173H64ZM221 174V173H220ZM223 174V173H222ZM245 174V173H244ZM248 174V173H247ZM12 175V174H11ZM53 175H54V173H53ZM52 175V176H53ZM92 175V174H91ZM123 175V174H122ZM216 175V176H215ZM219 175V174H218ZM227 175H229V174H227ZM230 175H232V174H230ZM261 175V176H260ZM1 176V175H0ZM17 175H14V176H12L13 178H14V180H15V177H16ZM22 179H24V178H26V180H28V181H33L34 179H32V175H30V173L28 172L27 173V170H25V171H22L21 170V173H20V175H19ZM44 176V175H43ZM51 176V177H52ZM86 176V175H85ZM93 176V175H92ZM125 177H126V174L124 175ZM137 176V177H138ZM197 176H199V174L197 175ZM233 176V175H232ZM234 176H236V175H234ZM244 176V175H243ZM251 176V175H250ZM260 176V177H259ZM5 177V176H4ZM19 177V178H20ZM34 177H35V179H36V176L34 175ZM202 177V176H201ZM231 177V176H230ZM258 177V178H257ZM18 178V179H19ZM21 178L19 179V181H18V179H17V182H14L13 183V180H12V188H13V193H12V196H19V197H21V198H23V195H26V194H23V192L25 191V190H23L24 188L27 190V185L28 184H31L30 182L28 183V182H26V183H28L26 186H24L23 184H22V182L23 181H26V180H22L21 181ZM37 178H39V176L37 177ZM49 178V177H48ZM55 178V177H54ZM61 178V177H60ZM86 178V177H85ZM98 178V177H97ZM127 178V177H126ZM139 177H138V179L139 180H142V179H140ZM184 178V177H183ZM197 178H199L198 180H200V177H197ZM220 178V177H219ZM229 178V177H228ZM59 179V178H58ZM92 179V178H91ZM132 179V178H131ZM134 179V178H133ZM221 179V178H220ZM255 179H258L257 181H255ZM38 180H40V178L38 179ZM38 180L36 179V181H35V184L34 185H36V183L38 182ZM89 180V179H88ZM87 180V181H88ZM144 180V181H145ZM225 180V181H224ZM16 181V180H15ZM53 181V180H52ZM120 181V180H119ZM118 181V182H119ZM132 181V180H131ZM148 181H146V182H148ZM183 181H186V180H183ZM10 182V181H9ZM85 182V181H84ZM260 182H262V181H260ZM6 183V182H5ZM24 183V182H23ZM34 183V182H33ZM42 183V182H41ZM51 183V182H50ZM94 183V182H93ZM121 182H119V184H120ZM143 183V182H142ZM148 183H152V182H148ZM158 183V182H157ZM183 183V184H182ZM188 182L186 181V184H187ZM248 183L249 182H247V184H246V186L248 185ZM259 183V184H258ZM43 184V183H42ZM44 184H46V183H44ZM43 184V186H45ZM90 184V183H89ZM122 184V183H121ZM154 184V183H153ZM156 184V183H155ZM202 184V185H203ZM253 184V183H252ZM34 185H31V187L33 186V187H35ZM54 185V184H53ZM157 185V184H156ZM188 185V184H187ZM252 186L253 188L251 189V190H254L253 192L255 193V194H258V192H261V191H258L259 189H258V187H256V186ZM30 186V185H29ZM145 186V185H144ZM148 186V185H147ZM160 186V185H159ZM244 186V185H243ZM264 186V185H263ZM22 187H24V188H22ZM46 188H44V190H43V193H42V195L43 194H46V195H52L53 197L55 196V195H57V193L55 192V189L53 190V188L55 187H53V186H51L50 184H46V186H45ZM158 187V186H157ZM162 187V186H161ZM237 187V188H236ZM30 188V187H29ZM29 188H28V190L27 191H29ZM56 188V187H55ZM163 188V189H164ZM202 188H200V189H202ZM241 188V187H240ZM11 189V188H10ZM31 189V188H30ZM76 189H78L77 191H76ZM83 189H84V187H83ZM87 189H88V187H87ZM86 189V190H87ZM158 189V188H157ZM194 189V188H193ZM200 189H199V191H200ZM236 189H238V190H236ZM81 190H80V195H81ZM86 190H85V192H83L82 191V193H85L86 194ZM140 190V189H139ZM138 190V191H139ZM184 190H187V188H185ZM204 190H202L203 192H204ZM57 191V190H56ZM118 191V190H117ZM118 192H120V191H118ZM123 192V191H122ZM146 192V191H145ZM151 192V191H150ZM239 192V191H238ZM252 192V193H253ZM28 193V192H27ZM37 193V192H36ZM35 193V194H36ZM187 193V192H186ZM198 193V192H197ZM58 194H59V192H58ZM78 194V195H79ZM85 194H82V195H85ZM124 194V196L122 197V196H119V195H117L118 197H120V199H121V197H122V200H121V202L123 201V200H126V201H123L122 203H121V205L123 204V203H125L126 202V204L129 202V204H131V202H132V206H130L129 204V206L131 207L130 209H135V210H133L134 211V215H136L135 214V212H137V211H139V208L141 207V208H144V206H145V210H146V206L147 207H149V206H154V205H156V204H162V205H164V207L166 208V217L167 218H169L170 219V222H174L175 224H176V222L179 224H181V228H182V226H184L185 227V233L184 234H189L190 236H194V238H195V236L199 239V238H203V236H204V238L203 239H199L200 240V242L199 243H201V241L202 240H205V237L206 236H208V235H210V236H212L213 237V239H218V242L220 241V240H222V241H220L219 243L221 244V242H223V240H225V232H224V234H220V236H219V238H220V240H219V238H218V235H219V229H221V228H218L217 229V227H215L216 225H211V224H213V221H214V213L212 212L211 214H208V215H204L203 214V212H202V214L201 213H199V212H197V211H195L194 209L193 210H188V209H186L185 207H184V205L182 206L181 205V203H176L175 201L174 202H167V201H162V200H156L155 198L156 197H152V196H150V195H148L147 193H143V192H141V191H139V193L138 192H136V191H131L130 193H123ZM144 194H147V195H144ZM152 194V193H151ZM188 194V193H187ZM190 194V193H189ZM41 195V194H40ZM45 195V196H46ZM121 195V194H120ZM154 195V194H153ZM173 195V194H172ZM206 195V196H205ZM10 196V195H9ZM44 196V197H45ZM62 196V195H61ZM86 196H88V194H86L84 197H86ZM91 196V195H90ZM93 196V195H92ZM180 196V195H179ZM192 196V195H191ZM3 197V196H2ZM39 196H37V198H38ZM81 197H83V196H80V198ZM95 197V196H94ZM139 197H141V199L139 198ZM173 197H175V196H173ZM187 197V196H186ZM202 197V196H201ZM262 197V196H261ZM55 198V197H54ZM53 198V199H54ZM61 198V197H60ZM91 198V197H90ZM167 198V197H166ZM188 198V197H187ZM264 198V197H263ZM262 198V199H263ZM0 199H2V198H0ZM81 199H83V198H81ZM92 199H93V197H92ZM91 199V200H92ZM95 199V198H94ZM112 199V198H111ZM160 199V198H159ZM189 199V198H188ZM202 199V198H201ZM200 199V200H201ZM206 199V198H205ZM204 199V200H205ZM253 199V198H252ZM8 200V202L7 203H11V206H12V202L14 201V197H11V199L9 198V199H7ZM16 200V199H15ZM25 200V199H24ZM30 200V199H29ZM51 200V199H50ZM55 200V199H54ZM50 201L49 203H45V206H47V207H49V208H51V209H54L55 207V205H53L54 204V202H56V201ZM87 200V199H86ZM86 200H84V201H86ZM199 199H198V201H200ZM236 200H237V198H236ZM1 201V200H0ZM6 201V200H5ZM48 201V200H47ZM96 201H98V200H96ZM207 201V200H206ZM206 201H205V203H206ZM243 201V200H242ZM255 200L253 199V202H254ZM260 201V200H259ZM258 201V202H259ZM262 201V200H261ZM41 203H43L42 202V200L40 201ZM67 202V201H66ZM81 202V201H80ZM86 202H90V200L88 201H86ZM203 201L201 200V203H202ZM236 202V201H235ZM256 202V201H255ZM9 203V204H10ZM39 203V202H38ZM38 203H37V205H38ZM57 203V202H56ZM257 203V202H256ZM260 203V202H259ZM1 204V203H0ZM3 204V203H2ZM1 204V205H2ZM59 204H61V203H59ZM186 204H187V202H186ZM197 204V203H196ZM5 204H3L2 205V208H3V206H4ZM63 205V204H62ZM87 205V204H86ZM113 205V204H112ZM200 205V204H199ZM198 205V206H199ZM16 206V205H15ZM39 206V205H38ZM40 206H42L41 204H40ZM81 206V205H80ZM85 206V204L83 205V207ZM90 206V205H89ZM93 206V205H92ZM92 206H90V208L92 207ZM117 206V205H116ZM120 206V205H119ZM123 206H125V205H123ZM123 206H122V209H124V213L126 212L125 211V207L127 206H125L124 208H123ZM143 206V207H142ZM157 206H159V205H157ZM161 206V205H160ZM186 206V205H185ZM188 206V205H187ZM206 206V205H205ZM1 207V206H0ZM22 207H23V205H22ZM44 207V206H43ZM66 207V206H65ZM78 207H79V209H78ZM88 207V206H87ZM93 207H95V206H93ZM121 207V206H120ZM8 208V207H7ZM12 208V207H11ZM10 208V209H11ZM21 208V207H20ZM30 208V207H29ZM37 208V207H36ZM39 208V207H38ZM85 208V207H84ZM127 208H128V206H127ZM127 208H126V210H127ZM152 208V207H151ZM193 208V207H192ZM206 208V207H205ZM230 208V207H229ZM245 208H246V206H245ZM245 208H241V210L238 212V216H240V218H239V221H242V220H244V221H247V223H249L250 222V217H248L249 215H247V212H246V209ZM17 209V208H16ZM15 209V210H16ZM92 209V208H91ZM96 209V208H95ZM100 210H101V207L99 208ZM129 209V208H128ZM150 209V208H149ZM201 209V208H200ZM5 210V209H4ZM12 210V209H11ZM64 210V209H63ZM85 210H86V208H85ZM145 210H143L144 212H145ZM214 210V209H213ZM239 210V209H238ZM10 211V210H9ZM35 211V210H34ZM90 210H88V212H89ZM92 211H93V209H92ZM110 211V210H109ZM129 211V210H128ZM142 210L140 211L141 213L143 212ZM209 211H210V209H209ZM219 211H220V209H219ZM2 212V211H1ZM11 212V211H10ZM49 212V211H48ZM62 212V211H61ZM82 212H84V211H82ZM86 212H87V210H86ZM94 212V211H93ZM92 212V213H93ZM208 212V211H207ZM223 212V211H222ZM9 213V212H8ZM114 213H115V211H114ZM118 213V212H117ZM129 213H130V211L128 212V215H129ZM140 213V214H141ZM150 213V212H149ZM152 213V212H151ZM97 214V213H96ZM96 214H94L95 216H93L94 218H95V220H96V218L98 219H100L101 221H102V219H103V216H102V219H101V217H100V215L99 214H97V217H96ZM131 214V213H130ZM139 213H137V216H139L138 215ZM146 214V213H145ZM23 215V214H22ZM65 215V214H64ZM69 215V214H68ZM128 215H126L125 217H127ZM151 215V214H150ZM222 215V214H221ZM8 216V215H7ZM10 216H11V214H10ZM13 216V215H12ZM20 216V215H19ZM56 216V215H55ZM85 216V215H84ZM99 216V217H98ZM105 216V215H104ZM111 216V215H110ZM123 213H122V211H121V213H118V214H114V216H112L110 219H109V221L107 222L108 224V226H109V228H113L114 229V227L116 228L117 227V225H118V223L117 222H119V221H117L118 220V217H119V219L122 217L123 218ZM132 216H133V212H132ZM137 216H136V220L139 218H137ZM142 216V215H141ZM164 216V215H163ZM2 217V216H1ZM5 217V216H4ZM65 217V216H64ZM66 217H67V215H66ZM9 218V217H8ZM68 218V217H67ZM87 218V217H86ZM93 218V219H94ZM134 218V217H133ZM149 218V217H148ZM147 218V219H148ZM4 219V218H3ZM57 219V218H56ZM64 220H66L67 222H68V220L66 219V218H63ZM98 219V220H99ZM105 219V218H104ZM124 219V218H123ZM6 220V219H5ZM5 220H4V222H5ZM21 220H24V218L23 219H21ZM85 221H87L86 219H84ZM162 220V219H161ZM254 220V219H253ZM2 221V220H1ZM11 221V220H10ZM105 221H107L106 219H105ZM123 221H125V220H123ZM249 221V222H248ZM252 221V220H251ZM255 221V220H254ZM60 222H62V221H60ZM66 222V224H64V225H66L67 226V224L68 223H71V222H68L67 223ZM75 222V221H74ZM73 222V223H74ZM89 222V221H88ZM94 223H95V221H93ZM100 222V221H99ZM103 222V221H102ZM122 222V219H121V221H120V224H122L121 223ZM168 222V221H167ZM215 222V221H214ZM32 223V222H31ZM130 223V222H129ZM245 223V222H244ZM55 224V223H54ZM76 224V223H75ZM91 224V223H90ZM93 224V223H92ZM91 224V225H92ZM172 224V223H171ZM175 224H174V226H175ZM178 224H176L177 225V228H178ZM215 224V223H214ZM243 224V223H242ZM1 225V224H0ZM6 225V224H5ZM9 225V224H8ZM173 225V224H172ZM226 225V224H225ZM7 226V225H6ZM33 226V225H32ZM59 226V225H58ZM65 226V227H66ZM88 226V225H87ZM90 226V225H89ZM94 226V225H93ZM92 226V227H93ZM121 226V225H120ZM173 226V227H174ZM215 228H214V227ZM218 226H220V225H218ZM34 227V226H33ZM32 227V228H33ZM85 227V226H84ZM83 226H81V228H80V225L78 226V228L76 227V229H77V232H78V234L81 236V234H85V232H87V231H85V232H83L84 231V229L86 228L87 229V227H85L84 228ZM97 227V226H96ZM100 227V226H99ZM98 227V228H99ZM160 227V226H159ZM9 228V227H8ZM10 228H12V227H10ZM21 228V227H20ZM36 228V227H35ZM84 228V229H83ZM94 228V227H93ZM91 229V230H95V229ZM142 228V227H141ZM157 228V227H156ZM170 228V227H169ZM212 228H214L215 230H213ZM256 228V227H255ZM254 228V229H255ZM24 229V228H23ZM60 229H61V227H60ZM88 229H90V227H88ZM147 229V228H146ZM145 229V230H146ZM21 230V229H20ZM24 230H26V229H24ZM40 230H41V228H40ZM96 230H97V228H96ZM108 230V229H107ZM152 230V229H151ZM159 230H161V229H159ZM178 230H179V228H178ZM10 231V230H9ZM23 231V230H22ZM30 231L31 232H28L29 234L30 233H32L31 234V236L33 235V237H34V234H33V231H32V229H30ZM98 232H100V233H98V237H99V235L101 236V231L100 230H97ZM112 231V230H111ZM133 231V230H132ZM210 231V232H209ZM218 231V232H217ZM255 231H257L256 233V236L258 235L259 236V233H260V231L258 232V230L256 229V230H254V232ZM264 231V230H263ZM262 231V232H263ZM2 232V231H1ZM37 232V231H36ZM40 232V231H39ZM52 232V231H51ZM57 232V231H56ZM58 232H59V229H58ZM57 232V233H58ZM67 232V231H66ZM81 232H83V233H81ZM104 231L102 230V234H104L103 233ZM128 232V231H127ZM147 231H145V233H146ZM17 233V232H16ZM25 233V234H24ZM24 233H22V234H24L25 236H26V234H27V232H24ZM34 233H35V230H34ZM72 233L73 234H77V233H75L74 231H72ZM95 234H97L96 233V231L94 232ZM110 233V232H109ZM158 233V232H157ZM203 233V234H202ZM204 233H208V235H206L205 236V234ZM14 234V233H13ZM29 234H27V236L29 235ZM90 234V233H89ZM92 235H94L93 233H91ZM106 234H107V232H106ZM105 234V235H106ZM123 234V233H122ZM234 234V233H233ZM249 234V233H248ZM263 233H260V236L259 237H261L260 239H261V241L262 240H264L263 238H264V235H262ZM35 235H36V233H35ZM78 235V236H79ZM105 235H104V237H105ZM108 235H110V234H108ZM115 235V234H114ZM131 235V234H130ZM129 235V236H130ZM147 235V234H146ZM149 235V234H148ZM189 235H186V236H189ZM249 235H251V234H249ZM6 236V235H5ZM15 236V235H14ZM21 236H23V235H20L19 237H20V241H21V243L18 241V243L20 244L19 246H17V238L16 239H13V243L12 242H10V244H12V247L6 252V253H4V255H2V252H1V257H0V264H30L31 263V258H32V256H30V254H29V252H28V254H29V256H26V255H24L25 253H23V252H21L20 251V248L21 249H26V248H24V245H26L29 241H28V239H31L32 237H30L29 238V236L28 237H25L26 238V240H27V242H26V240H25V238H24V236L23 237H21ZM54 236V235H53ZM55 236H57V235H55ZM54 236V237H55ZM77 236V235H76ZM75 236V237H76ZM79 236V237H80ZM117 236V235H116ZM133 236V235H132ZM174 236V235H173ZM185 236V235H184ZM228 236V235H227ZM9 237H10V235H9ZM16 237V236H15ZM15 237H13V238H15ZM40 237V236H39ZM73 237V236H72ZM83 237H84V235H83ZM92 237V236H91ZM103 237V238H104ZM107 237V236H106ZM127 237V236H126ZM131 237V236H130ZM129 237V239H132V238H130ZM134 237H136L135 235H134ZM167 237V236H166ZM216 237V238H215ZM234 237V236H233ZM242 237V236H241ZM246 237V236H245ZM247 237H249V236H247ZM246 237V238H247ZM252 237V236H251ZM255 237V236H254ZM254 237L253 238H250V239H254ZM259 237H258V240L260 241V239H259ZM28 238V239H27ZM41 238V237H40ZM39 238V242L40 241H42V239H40ZM86 238V237H85ZM101 238L102 240H104V239H106V238ZM116 238V237H115ZM155 238V237H154ZM189 238V237H188ZM255 238H257V237H255ZM89 239V238H88ZM98 239V238H97ZM111 239V238H110ZM114 239V238H113ZM118 239V238H117ZM114 240L113 242H110L109 244L107 243V244H105V246H106V252L110 255V256H108V258L110 257L111 258V256H112V259L111 260H114L115 262H117L118 260H119V257H118V255H119V249L121 248V247H123L124 246V243L121 241V239L120 240ZM129 239H126V240H129ZM141 239V238H140ZM145 239V238H144ZM207 239H209V238H207L206 237V240H205V242L207 241ZM217 239H216V242L214 243V244H212V245H210L209 247L210 248H212V249H214V251L215 250H217L216 248H217V246L218 247H220L219 245V243L217 242ZM235 239V238H234ZM249 239V238H248ZM8 240L10 241V239L8 238ZM48 240H49V238H48ZM47 240V241H48ZM53 240H55V238L53 239ZM80 240V239H79ZM83 240V239H82ZM126 240L124 241L125 243H126ZM169 240V239H168ZM195 240V239H194ZM210 240H211V238H210ZM257 240V242H259ZM35 241V240H34ZM73 241V240H72ZM76 241V240H75ZM85 241V240H84ZM88 241V240H87ZM99 241V240H98ZM97 241V242H98ZM198 241V240H197ZM231 241H232V239H231ZM237 241V240H236ZM239 241V240H238ZM254 241V240H253ZM252 241V243L254 244V243H257L256 242V239H255V242H253ZM260 241V242H261ZM2 242V241H1ZM25 242H26V244H25ZM31 242H32V240H31ZM31 242H30V244H31ZM45 242H46V240H45ZM45 242H44V240H43V242H42V246L40 247V253L42 254V253H45V256L50 252V250L51 249H49V246H51V245H49L48 243H46V244H48V245H46L45 244ZM86 242V241H85ZM84 242V243H85ZM144 242H146V241H144ZM149 242V241H148ZM173 242V241H172ZM171 242V243H172ZM179 242V241H178ZM195 242V241H194ZM204 242V241H203ZM204 242V243H205ZM211 242V241H210ZM230 242V241H229ZM233 242V241H232ZM33 243V242H32ZM37 243V242H36ZM41 243V242H40ZM51 243H52V240H51ZM72 243V242H71ZM90 243V241L88 242V244ZM104 243V242H103ZM129 243H130V241H129ZM129 243L127 244L128 246H130L129 245ZM134 243V242H133ZM138 243H139V241H138ZM191 243V242H190ZM198 243V244H199ZM213 243V242H212ZM224 243V242H223ZM263 243H264V241H263ZM35 244V243H34ZM43 244H45V245H43ZM74 244H75V242H74ZM88 244H87V247H88ZM97 244V243H96ZM140 244V243H139ZM157 244H158V242H157ZM169 244V243H168ZM174 244V243H173ZM185 244V243H184ZM207 244V243H206ZM205 244V245H206ZM226 244V243H225ZM247 244H251V241H248V243ZM41 245V244H40ZM81 245H83V244H81ZM92 245V244H91ZM101 245V244H100ZM127 245H126V247H127ZM138 245V244H137ZM144 245V244H143ZM149 245V244H148ZM152 245V244H151ZM154 245V244H153ZM195 245V244H194ZM193 245V246H194ZM201 245V244H200ZM238 245V244H237ZM256 245H258V244H256ZM255 245V246H256ZM262 245V244H261ZM2 246V245H1ZM6 246V245H5ZM22 246V247H21ZM30 249H32V246L33 245H31V247H30V245H27ZM48 246V247H47ZM95 246V248H96V245H94ZM94 246H92V247H94ZM102 246H104V245H102ZM171 246V245H170ZM174 246V245H173ZM179 246H182L181 244L179 245ZM222 246V245H221ZM223 246H225V245H223ZM232 246V245H231ZM239 246V245H238ZM10 247V246H9ZM8 247V248H9ZM27 247V248H28ZM37 247V246H36ZM70 247H71V244H70ZM85 247V246H84ZM89 247H91V246H89ZM99 247V246H98ZM140 247H141V245H140ZM159 247V246H158ZM234 247V246H233ZM249 247H253L252 248V250H251V248H246L245 246H244V248H246L248 251H251L252 253H253V249L255 248L252 244L251 245H249ZM260 247V246H259ZM135 248V247H134ZM156 248H157V246H156ZM177 248H179V247H177ZM256 248L258 249V246H256ZM254 249V251L255 250H257V249ZM261 249H263L262 247H260ZM7 249V248H6ZM34 249V248H33ZM36 249V248H35ZM89 249V248H88ZM131 249V248H130ZM142 249V248H141ZM141 249H140V252H141V254H140V252H139V254L141 255V256H144V254L145 253H143L142 254V251H141ZM146 249H148V248H146ZM150 249V248H149ZM155 249V248H154ZM162 249V248H161ZM184 249V248H183ZM211 249V250H212ZM220 249V248H219ZM243 249V248H242ZM246 249H243V250H245L246 251ZM53 250V249H52ZM71 250V249H70ZM79 250V249H78ZM83 250V249H82ZM128 250V249H127ZM136 250V249H135ZM143 250V249H142ZM144 250H145V248H144ZM173 250H175V249H173ZM240 250V249H239ZM239 250H238V252H239ZM3 251H5V250H3ZM32 251V250H31ZM83 251H85V250H83ZM87 251V250H86ZM85 251V252H86ZM99 251H102V250H99ZM172 251V250H171ZM102 252H104V251H102ZM167 252V251H166ZM178 252V251H177ZM176 251L175 252H172V254L171 253H164V254H159L158 253V251H155V254L153 253V250H152V253H151V251H150V253L152 254V255H150V256H148V254H149V252H147L146 251V256L147 257H151V263L152 264H162V263H164V262H167L166 260H168L169 258H170V255L169 254H171V257H172V255H173V253L174 254H176L177 253ZM236 252V251H235ZM256 252V251H255ZM23 253V254H22ZM52 253V252H51ZM62 253V252H61ZM60 253V254H61ZM129 253V252H128ZM214 253V252H213ZM226 253H228V252H226ZM234 253V252H233ZM246 253H247V251H246ZM260 253V252H259ZM257 254L256 253V255H258V257H259V255L260 254H262V257L260 256L259 258L261 259V260H264V249H263V252H261L260 254ZM103 254V253H102ZM192 254V253H191ZM248 255H249V253H247ZM33 255V254H32ZM53 255V254H52ZM81 255V254H80ZM84 255H85V253H84ZM124 255V254H123ZM209 255V254H208ZM233 255V254H232ZM247 255V256H248ZM253 256L255 255V253L254 254H252ZM42 256H44L43 254H42ZM41 256V257H42ZM60 256V255H59ZM78 256V255H77ZM94 256V255H93ZM104 256H107V255H104ZM132 256V255H131ZM146 256H144V258L146 257ZM175 256V255H174ZM237 256V255H236ZM31 257V258H30ZM60 257H62V256H60ZM69 257H70V255H69ZM140 257V256H139ZM176 257V256H175ZM189 257V256H188ZM46 258V257H45ZM54 258V257H53ZM52 258V259H53ZM55 258H56V256H55ZM77 258V257H76ZM81 258V257H80ZM93 258V257H92ZM98 258V257H97ZM102 258H103V256H102ZM101 258V259H102ZM107 258V257H106ZM186 258V257H185ZM196 258V257H195ZM198 258V257H197ZM210 258V257H209ZM230 258H232V256L230 257ZM247 258V257H246ZM251 258V257H250ZM259 258H257V256H255V257H253V260H250L249 262H251V263H247V264H259V262H261L260 260H258ZM263 258V259H262ZM52 259H51V261H52ZM65 259V258H64ZM69 260L68 261H70V259L71 258H68ZM94 259V258H93ZM105 259V258H104ZM118 259V260H117ZM121 259V258H120ZM146 259V258H145ZM149 259V258H148ZM235 259V258H234ZM236 259H238V261H239V258H236ZM252 259V258H251ZM49 260V259H48ZM54 260V259H53ZM66 260V259H65ZM81 260V259H80ZM95 260V259H94ZM108 261H110V259H107ZM107 260H106V262L105 261H103V262H105V263H108L107 262ZM135 260V259H134ZM183 260V259H182ZM224 260H225V258H224ZM245 260V259H244ZM34 261V260H33ZM32 261V262H33ZM46 261V260H45ZM61 261V260H60ZM68 261H64L66 264H77L76 263V261L75 262H72V261H70V262H68ZM78 261V260H77ZM114 261H113V264H115L114 263ZM174 261V260H173ZM189 261V260H188ZM196 261H198V259L196 260ZM231 261V260H230ZM40 262H42V261H40ZM80 262V261H79ZM82 262V261H81ZM129 262V261H128ZM138 262V261H137ZM144 262H145V260H144ZM148 262V261H147ZM146 262V263H147ZM49 263V262H48ZM50 263H52V262H50ZM63 263V262H62ZM64 263V264H65ZM90 263V262H89ZM93 263V262H92ZM91 263V264H92ZM111 263V262H110ZM109 263V264H110ZM179 264H180V262H178ZM177 262H176V264H178ZM232 263V262H231ZM242 263V262H241ZM240 263V261H239V263L237 262V264H241ZM262 263V262H261ZM260 263V264H261ZM43 264V263H42ZM80 264H82V263H80ZM96 264V263H95ZM97 264H98V262H97ZM99 264H102V262L100 263L99 262ZM125 264V263H124ZM134 264V263H133ZM141 264V263H140ZM143 264V263H142ZM145 264V263H144ZM148 264H150V262H148ZM165 264V263H164ZM182 264V263H181ZM235 264V263H234ZM243 264H245V263H243Z\"/></svg>", "mask_w": 264, "mask_h": 264}]
</instances>
